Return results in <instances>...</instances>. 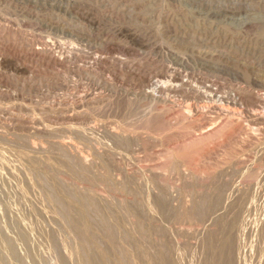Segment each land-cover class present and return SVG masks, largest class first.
Masks as SVG:
<instances>
[{"label":"rangeland","instance_id":"1","mask_svg":"<svg viewBox=\"0 0 264 264\" xmlns=\"http://www.w3.org/2000/svg\"><path fill=\"white\" fill-rule=\"evenodd\" d=\"M45 48L50 49L51 52H53L52 54L55 55L54 57L57 58L58 61L61 60L60 61V63L62 62L61 66L58 65V66L52 67V65L48 63V60H49L48 57L44 56V54L38 52V50L45 49ZM42 57H44V58H42ZM48 65H50V66H48ZM62 66H64V67H62ZM90 66H91V68H90ZM78 68L80 71L77 70ZM88 68H89V70H88ZM82 69L84 71L86 69L89 73L88 72L85 73L84 71L82 72L81 71ZM113 69H115V70H113ZM116 72H118L119 75L120 74L121 75L117 76L118 73H116ZM173 75H175V76L173 77ZM143 79H146L148 81L143 82ZM176 80H178V81L176 82ZM137 81H138V83H137ZM159 83H160V86H159ZM174 83H176V84L178 83V84L176 85ZM145 84H146V86H144ZM166 84H168V85H166ZM155 85H157V86L155 87ZM173 86H175V87H173ZM153 87H155V88H153ZM154 89L156 92L154 91ZM156 89L157 90L162 89V90L161 91L159 90V92H157ZM145 91L146 92L154 91V92H152L154 98L148 97L149 95L147 96L145 94L146 93ZM211 93H213V96ZM214 93H217V94H214ZM155 96H157L156 97L157 102L155 101ZM145 97H147V98L145 99ZM213 97H216V98H213ZM219 97H220V100L223 99L221 103H219L220 102ZM231 97H233V99ZM235 98H237V99H235ZM253 98L255 101H253ZM91 101H93V102H91ZM152 101H153V103H152ZM233 101H236V103ZM263 101H264V0H0V132H1L0 133V137H1L0 138V142H1L0 143V145H1L0 146V152H1L0 157L2 156L0 158V170L4 172V169L6 168L5 169V171H6L8 169L7 167H9V169L4 173L7 174L9 171V174H11L13 172V174H15L16 176H14L12 174L11 175L14 176L15 179L18 176V174L20 173L19 176L17 177L18 182H20L22 179L26 178L29 175L28 172L30 171V174L32 173L33 177H35V175H36L35 178H33L32 175H29V176L32 177V179H35V181L37 180L36 181L37 185L40 182V179H41V181H42V179H44L47 182L51 181V183H54V185L56 187L59 186L58 189L60 188L62 193H68V194H73V195L74 194L75 195H82V196L83 195L85 196V194H86L88 198H89L88 195L92 194V195H90V197L92 196V198H89V201H91V202L96 197V199H95L96 201L94 200L95 205L96 206L102 205L101 207L102 208L104 207V209H101V207H97L99 211L103 210V211H101L102 215L100 213L96 214L97 212L95 213L92 208H88V209H86L85 212H88L86 214H89L90 212H92V214L90 213L91 219L89 218L90 214L87 215L88 218L85 215V218H87L86 220H87L88 226L89 227L91 226V228L94 230L93 231V233H94L93 238L97 242L99 241L98 245L99 244L101 245V243H100L101 240H102L101 242H105V245H106L107 243H109L111 241V238H112V240L116 239V241L114 240L115 241L114 244H113L114 241H112L110 243V244H112V246L114 245L115 249L110 247V244H107L105 246V248H107L109 246L106 249L108 251L109 255L111 254L109 256V259H110L109 261H112L113 259L111 260V258L114 257V259H115L114 262H116V264H118V262H120V261H121V263H119V264H123V261H124L123 259H125V261H124L125 264H127V263L129 264L130 261H131L130 264H132L133 262H134L133 264H136L135 263L136 261L139 263V256L136 260L135 254H136V256L140 255V254L145 256V254H144L145 252H146V254L148 253L146 255V257L149 255L148 257L149 258L151 257L150 258L151 260L148 257H147V259H145L146 257L143 258V256L141 257V255H140V259H141V261H143L142 263L140 261L141 264H143L144 262H145L144 264H150V262L152 264L153 261H154L153 264H182V263L183 264H188V263L189 264H197V263L198 264H213L214 262H215L214 264H224V263L225 264H231V262H232V264H234V263L235 264H244V263L245 264H264V255H263L264 254V240H263L264 239V231H263L264 230V222H263L264 221V177H263L264 176V151H262V150H264V146H262L263 145L262 143L264 142V140H263V138H264V136H263L264 135V128H263L264 127V123H263L264 122V102ZM105 102H107V103H105ZM168 102H170V104ZM172 104H173V106H172ZM186 104H189L186 107L190 106L188 109L185 107ZM178 105H179V107H178ZM216 105L218 106V109H217ZM219 106H222L221 107L222 110L220 109L221 112L218 111L220 108ZM210 107H213L214 110ZM180 108L181 109L183 108V110H181ZM198 108H200V109H198ZM226 108L227 109L229 108V110L231 112L228 111V113H227ZM149 109H151V110H149ZM179 109L181 111H183V113L187 112V111L188 112L184 113L185 114L184 115L183 113H181V111ZM189 109H190V113H189ZM196 109L200 110L201 113L199 111H197L199 113L198 114L196 112ZM201 109L204 110V113H202L203 111ZM193 110H195V111H193ZM205 110H207L208 112ZM234 110L236 112H239V113H236ZM216 111H217V113H216ZM115 112H116V114H115ZM229 112L231 114H229ZM232 112L235 113L236 115L233 114ZM152 113H153L155 118H152L153 117ZM192 113L195 115L193 116ZM128 114H129V116H128ZM177 114H179V115H177ZM180 114H182L183 117H182V115L180 116ZM187 114H188V116H187ZM66 115H67V117H66ZM72 115H74V116H72ZM220 115L224 116L225 119H224V117L222 119ZM145 116H147V117H145ZM158 116H161V117H158ZM192 116L195 118H193ZM213 116H215V117H213ZM218 116L221 119H218ZM122 118L125 119L126 121L123 120ZM160 118H161V120H160ZM163 118H165V119H163ZM137 119H138V121H137ZM227 119L229 120V122ZM236 119H239V121L240 120L241 121L236 122V121H238ZM250 119L252 122L249 121ZM253 119H254V121H253ZM257 119H260V120L262 119V121H259ZM152 120H154V121H152ZM178 120H180L181 123ZM206 120H208V121H206ZM223 120H225V121L223 122ZM244 120H245V122H244ZM156 121H158V122H156ZM255 121H257V122L259 121V122L257 123ZM64 122H65V124H64ZM68 122H70V123H68ZM161 122H163V123H161ZM207 122H211L212 123L211 125L214 127H212L211 125L209 126L210 123L207 124ZM213 122H214V124H213ZM216 122H217V124H216ZM234 122H236V124H233ZM241 122H242V124H241ZM90 123L93 124L92 125L93 130H94V133H92V134H94L93 136L88 131V129L92 127L91 125H89ZM106 123H107V126H106ZM155 123H157L158 125ZM226 123H227V125L228 124H230V125L227 126ZM248 123H250V125ZM251 123H253L252 124L253 126L251 125ZM24 125H25V127H24ZM95 125H96V128H95ZM100 125H102V126L105 125V126L102 127ZM111 125H113V126H111ZM207 125L210 128L205 127ZM234 125L238 126V127H234ZM70 126H73L74 128L70 127ZM79 126L83 127V129L81 127L82 131H80ZM116 126H118L119 128ZM121 126H123L122 127L123 129L121 128ZM230 126L234 127V129H231ZM255 126H257L258 128H256ZM85 127H86V129H85ZM97 127H100V128H97ZM105 127L107 129H105ZM202 127H204V129ZM248 127H250V128H248ZM64 128H65V131L67 130L66 132L69 134L65 133L64 131H61ZM70 128H72V129H70ZM110 128L112 131H114V130H115V132L119 131L118 133L121 132L123 134V137L125 140V143H123L124 145L122 143H119L120 140L116 139V141H115V140H113V139H115L114 137L111 139L112 136H108V135L106 136L107 130H108L107 134H109V131H111ZM157 128H158V130H156ZM252 128L256 129V132H258L257 135L260 132L258 137L256 136L255 129L253 130ZM229 129H231V130L229 131ZM250 129H251V132H254V133L249 132ZM262 129H263V132L261 131ZM76 130L78 131V133H76L77 132ZM116 130H118V131H116ZM49 131H50V133H49ZM53 131L56 133V136H57V132H58L59 137H55L54 136L55 134H53L54 133ZM73 131H75V132H73ZM83 131H85V132H83ZM172 131L174 132V134ZM175 131H176V133H175ZM70 132L73 135H71ZM127 132L129 133L128 137L126 136ZM63 133H64V135H62ZM220 133H222V134H220ZM248 133H249L250 137L248 136V138H247ZM250 133L255 135V136H253V135L251 136ZM3 134H6V135H3ZM7 134H9V135H7ZM52 134H53V136H52ZM78 134H79V137H78ZM80 134H81V136L86 134L85 135L86 139L83 138L84 140H82V138L80 137ZM188 134H192V135L188 136ZM66 135H67V137H66ZM129 135H131V136H129ZM4 136L6 137V139ZM125 136H126V138H125ZM138 136H139V138H138ZM174 136H176V137L174 138ZM19 137L26 140V141L20 139ZM49 137H51V138H49ZM60 137H62V138L60 139ZM69 137L71 139V143L73 145H75V147H77V149L79 148L78 149L79 152L83 148L82 150L85 154L83 152H82V154L85 156L86 162H89V158H91V155H92L93 158L90 159V162L88 164L92 165L93 167L89 166L87 163H86L87 165L85 164L86 165L85 166L80 161L78 162L77 158L74 155H72L73 153L71 154V156L72 157L74 156L75 158H72L70 156V152L67 149H66L67 151L59 149L57 144L60 142H65V141L66 142L69 141V143H70V140H68ZM71 137H73V138H71ZM57 138L60 139L59 142H58ZM74 138H76L79 141V143ZM107 138L110 142H107L108 141ZM2 139H4V141ZM52 139H53V141H51ZM73 139H74V142H72ZM88 139L89 140L91 139L90 142ZM131 139L135 144L130 141ZM137 139H139V140H137ZM175 139L177 140L176 142H174ZM198 139H200V140H198ZM248 139H249V141H248ZM258 139H260V141H258ZM154 140H155V142H154ZM80 141H82V142H80ZM95 141L99 142L100 144L99 143L96 144ZM189 141H190V143H189ZM195 141H196V143H195ZM250 141H252V142H250ZM22 142H25V143H22ZM26 142L31 143V145L35 144L34 149H36V150L33 149V151H31V150L29 151V148H28L29 143H26ZM36 142L38 144H36ZM45 142L47 143L48 149H46ZM85 142H87V143L85 144ZM91 142H93L96 145L95 146H94V144L91 145L92 144ZM122 142H124V141H122ZM129 142H130L131 146H132V143L134 146L130 147ZM172 142H174L175 144ZM179 142L181 145L179 144ZM13 143H15V144H13ZM156 143H157V145H156ZM184 143L186 145H184ZM78 144L81 147H78L79 146ZM82 144L84 145V147L86 145L85 148H86V150H88V152L84 149ZM19 145L20 146L22 145V147H20ZM23 145H24V147L25 146L26 147L24 148ZM42 145L44 146V148H41V147H43ZM49 145H51L50 148L57 147L54 149V151L57 149V152L55 151L56 153L55 152L52 153L53 148L50 149ZM127 145H128V148H130L129 151L131 150L130 152L133 154H130L129 151H128L129 153L127 152V150H128L127 147L126 148L124 147ZM187 145L188 146L190 145V146L187 147ZM224 145L226 147L227 146H230V147H228V149L227 148L225 149ZM259 145H260V147H259ZM39 146H40V149H43L44 153L40 149H38V151H37V147L39 148ZM89 146H90V148H89ZM92 146H93V149L95 148L94 150H92ZM96 147H98L99 151ZM114 147H116V148H114ZM133 147H135V149ZM19 148H21V149L24 148V149L19 150ZM132 148H133V150H132ZM173 148H175V149H173ZM10 149H12V150L10 151ZM89 149L92 153L95 151L94 153H96V154H94V153L93 154L96 156H93V154L89 151ZM110 149L111 150L113 149V150L111 151ZM115 149L116 150L120 149V150L116 151ZM176 149L179 150V152H177ZM45 150H49L51 152L49 153V151H45ZM59 150L61 152L64 151V154L67 152L65 154L66 157L59 158L60 154H61V152ZM103 150H105L106 152ZM138 150H140V151H138ZM17 151H19V152H17ZM121 151H122V153H121ZM4 152H6L7 154H5ZM16 152L18 154H16ZM134 152H135V154H134ZM190 152H192V153L190 154ZM214 152H216V153H214ZM22 153H24V154H22ZM37 153L38 154L41 153V154L38 155ZM88 153L90 154V157H88L89 156ZM103 153L104 154L109 153L110 155L105 154V157H106L105 158ZM119 153H121V154H119ZM14 154H16L18 156L14 155ZM27 154H29L30 156H32V158H34L33 160L35 161V163H38V165H39V163L41 162V164L43 166L39 165V166H41V167H39L40 168L39 169L38 165L35 163H32L31 161L27 162V160H26V162H22V158H23V161H25L24 158H25V156L26 157L28 156ZM53 154H55L59 157L56 158L57 156H52ZM64 154H61V156H63ZM67 154H69V155L67 156ZM23 155H24V157H22ZM113 155H115V156H113ZM118 155H119V157H117ZM120 155H122L123 157ZM133 155L134 156L137 155V156L134 157ZM51 156L55 159V161H54V159L52 158L53 162L56 163V165L58 164L59 167L56 165H52L53 162H52V160H50ZM97 156H99V158H97ZM109 156H110V158H109ZM10 157L11 158L16 157V158L9 159ZM18 157H19V159L21 158V161L18 160ZM35 157H38L37 161L35 160ZM67 157H68V159H67ZM125 157H127V158H125ZM3 158L6 160H3ZM47 158H49V159H47ZM70 158H72V160ZM94 158L95 159H101V160H95ZM123 158L125 160H122ZM137 158H139V159H137ZM257 158H258V160H257ZM69 159L71 161L70 165H68L69 163L67 162ZM103 159L106 161V165L104 164L105 161ZM108 159H110V160H108ZM111 159H112V163H111ZM164 159L167 161L165 162ZM229 160H231V161H229ZM250 160H251L252 164H251ZM10 161H11V163H10ZM62 161L65 162L66 166L67 165L69 166V168H70L69 170H67L68 166L66 167L64 162H62ZM72 161H74V164H75V165L73 164V167H71L72 166L71 163H73ZM91 161L92 162L95 161L94 162L95 164L92 163ZM102 161H104V162H102ZM214 161H215V163H214ZM16 162L17 163L19 162V164L20 163H23V164L27 163L28 165H31L32 169L29 166L26 167L25 165H27V164L22 165V166L26 167V168H24L21 166V164L18 165ZM100 162H102L103 164L101 165ZM225 162H226V164H225ZM7 163H10V164H7ZM29 163H32V164H29ZM47 163H48V165H47ZM182 163H184V164H182ZM234 163H236V164H234ZM3 164H4V167H3ZM33 164H35L36 166ZM78 164H80L82 166L83 170H84V168H86L85 169L86 174L85 173L81 174V172L83 173V170L81 169V166ZM116 164H117V166H116ZM1 165H2L3 170L1 168ZM12 165H14L17 168V171H15L16 168L14 166L12 167ZM45 165L48 166L47 168H49V170L46 168ZM62 165H63L64 169H62ZM76 165H78V167L80 166L79 169ZM104 165H105V167H104ZM49 166H51V167H49ZM74 166H75V168H74ZM87 166L92 167L93 169L89 168ZM160 166H161V168H160ZM55 167H56L55 170H57L58 172H56L54 170ZM96 167H97V169H99V167H101L100 168L101 172L99 170H98V172L100 173V175L102 177L100 175H98L99 174L98 172H94L95 170H97ZM106 167L108 169L110 167V170H107ZM111 167H112V169H111ZM198 167H200V168H198ZM10 168H11V170H10ZM13 168H15V169L13 170ZM27 168H29L30 170L28 171ZM36 168H37V170H36ZM76 168H77V171H76ZM94 168H95V170H94ZM44 169L46 171V174H48V171H49L48 175L45 174ZM51 169L54 170V171H51V174L52 175L54 174L55 177L56 176L59 177V178H55L56 180H53L54 176L52 177V175L50 174ZM61 169H62V171H61ZM181 169L183 172L181 171ZM33 170H35L34 172H36V173H33ZM65 170H66V172H65ZM88 170H90V172ZM92 170H94V171H92ZM102 170L104 172L107 171V173L104 174V172ZM157 170H158V172H157ZM211 170H212V172H211ZM1 171H0V177H2V179H0L1 180L0 181V190H3V189L6 190L8 187L7 191L10 192V190H11L13 192L12 188H14V187L16 188L17 185L18 186L16 189H14V192L20 191L19 188H21L23 190V191L21 190L19 192L21 195L16 194L19 196V198H18V196L17 197L14 196L15 195L14 192L13 193L10 192V193H12V195H11V194H8L7 191H5L4 192L5 196L7 198H10L11 200L7 199V198H3V197H5L4 194H2L3 192L1 193L3 196L0 194V197L3 198V199H0V201L2 200V202L5 204H10V203L12 204L11 206H9V205L5 206V204H4V206H5V207L3 206L4 211L6 212L5 209H8V208L9 209L11 208L12 210H14V212L12 210H10V212L7 211L9 213L12 212V215L11 214H10L11 216L7 215L11 219L7 218L5 215V217L7 219L5 221V217H3V216H4V214H7V212L3 213L4 212L3 208H1L3 203L0 202L1 203L0 204V209H1L0 213L1 212L3 213V214L2 213L0 214V216H2V220H0V223H1L0 228L2 227L1 230L4 229L3 232H5V230L8 228L7 231L9 230L8 232L12 233V234H9L8 232L2 233L1 230H0V233L2 235L4 234L3 237H6V238H8V236L12 237V238H10V240L11 239L13 240L11 242H13L12 244L14 245L15 250H17L16 251L17 255L19 254L18 257L22 256L24 258L25 257L28 258L30 255L36 256L35 253L37 254V252H35V251L39 250L40 253L38 252V254L36 256L37 260H39L41 258V256L43 259L47 255L48 256L44 260L40 259L39 261H37L38 262L37 264H40V263L41 264L42 263L43 264L44 263H46V264H49V263L50 264H55V263L59 264V262L57 261L58 259H56L57 255H56V253L55 254L53 253L54 251L51 248L52 247V245H51L52 240L51 239L53 238L51 235H52V233L56 232L55 233L56 235L55 234H53V235L55 236V238L59 235L58 238H56L57 241L60 240L59 242H64V241L68 242V243L64 242V247H65V249L67 248L66 249L67 253L72 252L71 254L74 258L75 256L73 253V251H74L73 249L75 246L72 249V246H70V244H72V243H75L72 245L78 244L76 239L73 240L74 238H76V236H73L74 234H72L66 228L65 223H63V222H62L63 224L59 223L61 221L60 219H62V221H64V219L60 216L59 217L57 216V215H61V212L58 209V207L56 206L57 207L56 208L55 205H53L50 202H49L50 203V205H49L47 203L48 201L47 202L42 201V200H45V201L47 200L45 197L46 191L43 190L44 189L43 183L40 182L39 185H41V186L39 187V185L37 186L35 184L34 180H32L30 177H27L26 180L24 179L23 182L21 181L22 183H24L21 185V182L18 183L17 179L15 180L14 178H10L12 176L9 174H7V176L9 175L10 177L8 176L9 179H7V176L5 174H3V172L1 173ZM10 171H11V173H10ZM22 171L24 172V174L22 173ZM25 171L27 173V176H25ZM37 171H39L41 173V177H39L40 175ZM69 171H72L70 178H69V174H70ZM75 171L76 172L79 171V174H76ZM108 171H110L111 178H113L114 180H111L110 174L107 176V174L109 173ZM54 172L56 173V175ZM111 172H113V174ZM66 173H67V176H66ZM42 174L43 175L45 174L46 177L44 175V178H43ZM72 174L74 176L76 174L77 176L79 175L81 177L86 175L85 179H87L89 176L90 179H88V180H90V182H91V180H93L95 183H97L96 188H94L95 183L93 181L90 183L87 180L88 184L85 185L87 182H85L86 180L84 179V177L82 179H80V178H78L79 176L78 177L75 176V177H77L76 178L77 180L76 179L74 180L75 177L72 176ZM170 174H171V176H170ZM22 176H23V178H22ZM47 176H48V178H47ZM92 176L94 178H95V176H96V178L97 177L98 178L97 179L95 178V180H94V178H92ZM112 176H114V177H112ZM229 176H231V177H229ZM50 177H51V179H50ZM99 177L102 178L103 181L106 180L105 177H108L109 183L111 182L110 184H111V187H113V188H110V186H109L110 184L107 182V180H106V182L104 181L105 183L103 181L101 182ZM139 177H141V178H139ZM171 177L172 178L174 177L175 179H172ZM205 177H206V179H205ZM124 178H125V180H123ZM156 178H159V179H156ZM4 179L8 180V181L10 180V182L13 181L14 187H12L13 186L12 183L7 182V181L2 183L4 181ZM118 179L121 181V183ZM79 180H81V181L84 180L82 182H85V183H83V185H82L81 181H79ZM97 180H99L100 183H98ZM252 180H253V182H252ZM14 181H16L17 184H15ZM24 181H27V182H24ZM54 181H56V183ZM58 181L59 182L64 181L66 183V185L64 182H62V183L60 182L61 184L57 183ZM152 181H154V182L152 183ZM6 182L10 183L11 186H10V184H6ZM33 182L35 185L33 184ZM69 182L70 183L72 182L73 184L71 183V185H74V187L71 186V188H69L70 187ZM114 182H115V184L117 183V185L113 184ZM122 182L125 186L122 185ZM26 183L28 185H26ZM257 183H259V184H257ZM5 184H6V186L4 187ZM58 184H60V185H58ZM62 184H64L65 186ZM90 184L92 185V187L94 186L93 189H91L92 187L91 188L89 187ZM99 184H100V186H98ZM118 184H120V186H122V187L124 186L123 190H122V188L119 189L120 186ZM128 184H129V186H127ZM133 184L135 187L132 186ZM186 184L188 187H186ZM218 184H220V185H218ZM23 185L28 186L30 189L26 186H23ZM101 185L102 186L104 185V188L101 187ZM114 185L117 186V188L114 187ZM198 185H200V186H198ZM235 185H237V186H235ZM20 186H22V187H20ZM33 186H34V188H33ZM66 186H68V187H66ZM10 187H12V188H10ZM37 187H39V188H37ZM75 187H76V189H75ZM79 187L82 188L81 191H79L80 190ZM142 187H144V188H142ZM9 188H10V190H9ZM41 188H42V190H41L42 192L39 190L40 191V193H39V191H37V189H41ZM72 188L75 192L77 190V192L71 193ZM135 188H139V189H135ZM189 188H190V190H189ZM26 189H28V190L26 191ZM68 189H70V191ZM89 189H90V191H89ZM100 189H102L103 192H105V193H103L102 190L100 191ZM104 189L107 190L108 193H107V191H104ZM125 189H126V191H125ZM132 189H133V191H131ZM152 189H154V190H152ZM82 190H84L85 194L84 193L82 194V192H83ZM110 190H111L112 194L110 193ZM134 190L135 191L137 190V191L134 192ZM143 190H144V192H143ZM150 190H152L153 193L155 192L154 194L152 193V195H153L152 197L150 196V199L153 198V199H151L153 202L152 201L151 202L153 204H155V206L154 205L152 206L150 199L147 198V197H149V195H151V193H149V192H152V191H150ZM139 191H141V194ZM163 191H165V192H163ZM199 191H200V193H199ZM202 191H203V193H202ZM37 192H38V195L35 194ZM78 192H81V193L79 194ZM99 192H101V193H99ZM132 192H134V193H132ZM145 192L147 194L146 195L144 194V196H143V193H145ZM238 192L240 193V195ZM23 193H24V195H23ZM136 193H138V195H140V197H142V199L143 198L145 199V204H144V199L143 200L140 199L139 196L137 199ZM178 193H179V195H178ZM212 193L215 195H213ZM41 194H43L44 197L41 196ZM9 195H11V196L9 197ZM133 195L135 196L136 199L134 198ZM198 195H199V197H198ZM210 195H212V196H210ZM12 196H13V198H11ZM20 196H24V197H20ZM37 196H39L40 198ZM97 196H100V197H97ZM107 196H109V197L107 198ZM221 196H223V197H221ZM154 197H156L157 200ZM175 197H177V198H175ZM243 197H244V199H242ZM245 197H246L247 201L244 202ZM17 198L18 199L24 198L23 199L24 201L26 200L25 198H27V200L25 202L26 204H22V203H24V201L22 199H21L22 202H21V200L20 201L16 200ZM31 198H33V199H31ZM98 198H101V199H98ZM4 199L5 200L7 199L8 201L6 200V202H4ZM28 199H30V200L28 201ZM154 199H155V201H158V202L154 203L155 202ZM248 199H249V201H248ZM103 200H106V202H107V205H106L107 209L110 208L109 210H107V212L105 210L106 202ZM110 200H112L114 203L117 202V205L115 203L116 207L114 206V203L112 201H111L112 203L110 202ZM138 200L142 201V203L141 202H139V203L142 204L143 207H140L141 205L139 203H138V205H136ZM9 201H12V202L9 203ZM14 201L16 204H14ZM17 201H19L18 202L19 205H17ZM99 201H100V203H98ZM209 201L211 204L209 203ZM212 201L214 203L216 202V204H214ZM221 201H223V202H221ZM239 201H240V203H239ZM31 202H32V204H31ZM122 202L124 204L126 203L128 206L124 205ZM182 202H184V203L182 204ZM243 202H244V205L242 204ZM20 203L22 204V206L24 205L23 207L25 209L23 208V210H22V206H20ZM120 203H122L123 206L120 205ZM208 203H209V205H208ZM230 203H232V204H230ZM33 204H34V207H36L35 204H40L42 206L34 208ZM45 204H47L51 207H48ZM103 204H104V206H103ZM146 204L148 205V207H146L147 206ZM157 204L161 209L158 207L156 210ZM162 204H163V206H162ZM167 204H168V206H167ZM205 204H206V206H209V208L205 207ZM13 205H14V207H13ZM119 205H120V207H119ZM150 205H151V207H150ZM173 205L174 206L176 205V206L173 207ZM220 205H221V207H220ZM37 206H39V205H37ZM44 206H45V209H44ZM121 206L125 209L122 210ZM130 206L132 207V211L130 209L131 208ZM180 206H182V208ZM20 207H21V209H20ZM31 207H33V208H31ZM18 208H19V210H18ZM39 208H40V210L37 211ZM46 208L48 209V211ZM49 208H50V210H49ZM51 208L54 209V211H55L54 213L56 215H54L53 212H51L52 211ZM211 208H214V209H211ZM29 209H31V210H29ZM56 209L59 211H57ZM128 209H130V210H128ZM144 209L147 210L146 213H148V214H145ZM159 209H160V211H159ZM219 209L222 212H220ZM24 210H25V212L26 211L28 212V213L26 212L27 215L25 212H23L25 214L21 213ZM104 210L106 213L104 212ZM124 210H128V213H126L127 211H124ZM149 210H151L152 212ZM19 211H20V213H19ZM33 211H35V213ZM109 211L110 212L112 211L113 213L111 212L112 214H110ZM158 211H159V213H157ZM40 212L45 214L46 218ZM45 212H47L48 214H46ZM57 212L58 213L60 212V214H58ZM136 212L142 216L136 215L137 214ZM38 213H39V215H38ZM151 213L153 215L155 213H157V215H156L157 218L155 215L153 216ZM18 214H20V215H18ZM49 214H51V215H49ZM95 214L97 216L101 215L100 217H103V219L105 218V220L100 219V217H98V219H97L96 218L97 216ZM130 214H133L134 216L130 215ZM21 215L23 216L22 219H21V217H22ZM32 215H36L37 216L36 219H38V221L41 219V217L43 215V219L40 220L41 224H38L39 222L37 220H35V223L37 222V224H34V226H33L32 223H34V220H32V219H34V218L28 217V216H32ZM40 215H41V217H39ZM113 215L115 216V218H112V217H114ZM116 215H118V216H116ZM14 216H15V218H14ZM18 216H19V219L23 220L22 221L23 223H21V222H20L21 224L19 223V219H17ZM108 216H110V217H108ZM131 216L134 217L135 219L132 218ZM137 216H138V218H137ZM143 216H145V220H142V219H144ZM25 217L26 218L28 217L29 218L28 221H30L31 223H29L27 221V219L25 220L24 219ZM33 217H35V216H33ZM54 217H56V219ZM106 217H107V219L109 218L108 219L109 221H107ZM127 217L130 218V220H128ZM141 217H143V218L141 219ZM146 217H149L150 220L147 219ZM153 217H155V218H153ZM13 218L15 220H17V222ZM44 218H45V220L47 219L46 220L47 222H45ZM94 218H96L97 220H95ZM3 219H4V221H3ZM51 219H53L55 221L58 220V222H55L52 220V222L56 223V225L51 222ZM116 219H117V222L115 221ZM136 219H137V221H136ZM198 219H199V221H198ZM9 220L11 222L10 225H9V222H7ZM92 220H95L97 222L96 223H95V221L92 222ZM99 220H100V222H99ZM110 220H111V223L113 222L112 224L110 223ZM113 220L115 221V223ZM140 220H142V221L139 222ZM181 220H183V221L180 222ZM196 220H197V222H196ZM90 221H91V223H90ZM203 221H205V222H203ZM4 222H6V223H4ZM48 222H49V224H47ZM129 222H131V223H129ZM135 222H136V224H135ZM13 223H15L16 226H12V225H14ZM17 223H18V225H17ZM25 223H28V225L30 224L31 226L30 225L29 226L31 228H28L29 226ZM42 223H44L45 225L43 226ZM183 223H184L185 227L182 226ZM188 223H190V224H188ZM197 223H199V225ZM57 224H60V225L58 226ZM105 224H107V226L109 225L108 226L109 229H110V227L111 228L115 227L114 228L115 230L113 229L115 232H113L112 229H110V231L112 230L110 232L108 230V227ZM141 224L143 226H141ZM5 225H6V228H5ZM24 225H25V227H24ZM35 225H36V227H35ZM100 225L101 226L103 225V226L101 227ZM115 225L116 226L118 225L117 229H116ZM128 225L130 226V228L128 227ZM9 226H12V229L15 227L14 228L15 231L13 230L14 232L13 231L11 232L9 229L11 227H9ZM18 226H20V227H18ZM45 226H46V228H45ZM50 226H53V227H50ZM234 226H236L238 228V230ZM23 227H24V231H23ZM33 227H35L34 229L37 228V230L39 227H41V229L45 228L44 230L42 229V232L43 231L46 232V233L43 232L45 235L42 232L40 233V231H41L40 228H39V231L37 232V230H32ZM47 227H49V228L47 229ZM58 227H59V229H58ZM63 227H65L66 229H64ZM105 227H107L108 231L106 229H104ZM149 227H150V229H149ZM17 228H20V229H17ZM25 228H27V230ZM61 228H63L64 231L65 230L69 231L71 234L69 232L65 231V233L68 234V235H66ZM137 228H138V230H137ZM60 229H61V231H60ZM101 229H104L105 231L101 230ZM121 229L125 230L126 233L129 232V233H127V236L130 234L128 236V238H127V236L125 238H123L126 234L124 233L125 231L122 232ZM155 229L156 230L158 229V230L156 231ZM161 229H162V231H161ZM191 229H192V231H191ZM199 229H201V230H199ZM18 230L23 231V232L21 231L20 233L25 232V234H26L25 238L30 234L29 235L30 239L29 238L28 239L31 240V238H32V240L29 241L27 238H26L27 240H23L21 238V234L19 233ZM49 230H51V231H49ZM52 230H53V232H52ZM116 230H118V231H116ZM223 230H224V232H223ZM236 230H237V232H236ZM27 231L29 234L26 233ZM57 231H59L61 233H58ZM142 231H143V234H142ZM155 231L157 232V234ZM196 231L198 233H196ZM62 232H63V234H65V236L62 234ZM16 233L18 236H20L19 237L20 239L17 238V236L14 237L16 235ZM31 233H34L35 237H34V235L32 237ZM111 233H114L116 236L112 235ZM6 234L7 235L9 234V235L7 236ZM119 234L121 235V237ZM123 234H124V236H122ZM171 234L172 235L174 234V235L172 236ZM223 234H224V236H223ZM244 234H246V235H244ZM95 235H96V237H95ZM108 235L110 237L111 236L112 237L110 238ZM238 235H240V239H239ZM42 236L46 237V239H45L47 241L46 243H45V240H43L44 238L42 239ZM66 236H68L70 241H68V238H66ZM157 236H160V237H157ZM60 237H61V239H59ZM71 237L72 238L74 237V238L72 239ZM129 237H131V238L129 239ZM136 237H138V238H136ZM197 237H199V238H197ZM220 237H221V239H220ZM108 238H110V239H108ZM126 238L128 240H130V242L129 241L124 242V241H126V240H124ZM156 238L157 239L160 238V239L157 240ZM176 238H178V239H176ZM39 239L43 240L45 244L43 243V241H41L43 244L41 242H39L40 241ZM62 239H63V241H61ZM97 239H100V240H97ZM143 239H144V241H143ZM146 239H148V240L146 241ZM210 239L212 241H210ZM35 240H37L41 246L42 245H44V246L41 247L40 245H38V242L34 243ZM159 240H161V241H159ZM204 240H205V242H204ZM27 241H29V242H27ZM106 241H108V242H106ZM117 241H119L118 244H116ZM131 241L133 242V244ZM260 241H261V243H260ZM19 242L22 244V246ZM23 242L26 243L24 246H23ZM122 242H123V244H122ZM15 243H17L16 246L18 245L19 248H18V246L17 247L15 246ZM28 243L31 246L34 245V247L35 246L36 247L34 248L32 246V248H30V246H29L28 250L23 249V248H25V246ZM155 243L156 244L158 243V244L156 245ZM102 244H104V243H102ZM119 244H120V246H118ZM148 244L150 245L149 247L147 246ZM222 244H223V246H222ZM257 244H259V247H257L258 246ZM260 244H262V245H260ZM49 245H51V246H49ZM101 246L103 247L104 245H101ZM135 246H136L137 250H136V248L133 249V247H135ZM153 246H155V248ZM164 246H166V247H164ZM183 246H185L186 248ZM37 247L38 248L40 247V248L38 249ZM43 247H46V249ZM116 247H118V248H116ZM122 247H124L125 249L124 248L122 249ZM142 247H144V248H142ZM26 248H27V246H26ZM119 248H121V249H119ZM68 249H69V252H68ZM182 249H184V250H182ZM224 249H226V250H224ZM25 250H27L28 253ZM109 250L110 251L116 250L119 253L118 256H119L120 260L119 259H118L119 261L117 260V258H118L117 252H115L116 253L115 254V253H113L114 251L111 253ZM120 250L121 251L124 250L122 252V254H120L121 253ZM128 250L130 252L132 250L133 253L132 252L131 253L134 256L131 253L130 254L132 256L129 253H127V252H129ZM135 250L136 251L139 250L140 254H138V252H136ZM140 250L142 252L143 251H145V252L142 254L140 252ZM190 250H191V253H190ZM22 251H24V252L22 253ZM32 251L35 253L33 254ZM50 251H53L52 252L53 254L52 253L49 254ZM172 251H173V253H172ZM257 251H259V252H257ZM124 252H126V253H124ZM151 252H152V254H151ZM24 253H27V254H24ZM197 253H199V254H197ZM237 253L239 254V256ZM51 254H52V256H51ZM114 254H115L116 258L114 256ZM159 254H160V256H159ZM245 254L246 255L248 254L247 256H249V257H247ZM120 255H121V257H120ZM123 255H125V256H123ZM127 255H129V256H127ZM171 255H172V257H171ZM174 255H176V256H174ZM50 256H51V258H50ZM167 256H169V257H167ZM198 256H199V258H198ZM22 257H19V258L21 259ZM53 257H54L53 260H55L54 262L52 260ZM128 257H130V258H128ZM131 257L132 258L135 257V258L132 259ZM24 258H22L21 261ZM48 258H49L50 262L47 260ZM75 258H74L75 260H77V259L79 260V258H80L79 261L77 260L78 263L75 260L73 261V259H72V262H70L69 264H73L74 262H76L74 264H80L82 262L86 263V262H84L85 260H82V259H84L82 256L81 257H75ZM142 258L145 259V261ZM162 258L163 259L165 258V260H163ZM32 259H33L32 256H30V259L28 258V260H31L33 262L28 261L25 258L26 262H23V263L28 264V262H29V264H31V263L33 264L34 261H36V260H32ZM127 259L129 260V262ZM230 259H233L234 261L230 260ZM252 259L254 260V262ZM46 260H47V262H46ZM156 260H157V262H155ZM236 260H238V262H236ZM146 261H148V262L146 263ZM208 261H210L211 263ZM161 262H163V263H161ZM34 264H36V262Z\"/></svg>","mask_w":264,"mask_h":264},{"label":"bare ground","instance_id":"2","mask_svg":"<svg viewBox=\"0 0 264 264\" xmlns=\"http://www.w3.org/2000/svg\"><path fill=\"white\" fill-rule=\"evenodd\" d=\"M30 46H31V45H30ZM29 48H30V47H29ZM38 48H39V47H38ZM73 49H74V48H73ZM35 50H36V49H35ZM37 50H38V49H37ZM70 50H71V49H70ZM33 52H34V51H33ZM38 52H39V53H42V54H44V56H47V57H48V59H49V60H48V63L51 64L52 67H53V66L55 67V66H58V65L61 66V63H62V62L60 63L61 60L58 61V59L54 57L55 55L52 54L53 52H51L50 49H46V48H45V49H40V50H38ZM39 53H38V54H39ZM36 54H37V53H36ZM42 54H41V55H42ZM42 58H44V57H42ZM45 58H46V57H45ZM61 59H62V58H61ZM68 59H69V58H68ZM97 61H98V60H97ZM64 62H65V61H64ZM99 62H100V61H99ZM101 63H102V62H101ZM68 64H69V63H68ZM98 64H99V63H98ZM98 64H97V65H98ZM102 64H103V63H102ZM71 65H72V64H71ZM120 65H121V64H120ZM48 66H50V65H48ZM100 66H101V65H100ZM103 66H104V65H103ZM122 66H123V65H122ZM62 67H64V66H62ZM62 67H61V68H62ZM50 68H51V67H50ZM50 68H49V69H50ZM65 68H66V67H65ZM73 68H74V67H73ZM90 68H91V66H90ZM112 68H113V67H112ZM120 68H121V67H120ZM19 69H20V68H19ZM53 69H54V68H53ZM69 69H70V68H69ZM103 69H104V68H103ZM70 70H71V69H70ZM77 70L80 71L79 68H78ZM88 70H89V68H88ZM91 70H92V69H91ZM113 70H115V69H113ZM161 70H162V69H161ZM68 71H69V70H68ZM81 71L83 72L84 70L82 69ZM117 71H118V70H117ZM60 72H61V71H60ZM64 72H65V71H64ZM66 72H67V71H66ZM84 72L86 73V72H88V71L85 69ZM178 72H179V71H178ZM48 73H49V72H48ZM51 73H52V72H51ZM79 73H80V72H79ZM88 73H89V72H88ZM116 73H118V72H116ZM120 73H121V72H120ZM127 73H128V72H127ZM166 73H167V72H166ZM57 74H58V73H57ZM62 74H63V73H62ZM83 74H84V73H83ZM133 74H134V73H133ZM133 74H132V75H133ZM176 74H177V73H176ZM48 75H49V74H48ZM54 75H55V74H54ZM54 75H53V76H54ZM118 75H119V73L117 74V76H118ZM120 75H121V74H120ZM120 75H119V76H120ZM174 76H175V75H173V77H174ZM179 76H180V75H179ZM95 77H96V76H95ZM133 77H134V76H133ZM136 77H137V76H136ZM141 77H142V76H141ZM177 77H178V76H177ZM177 77H176V78H177ZM87 78H88V77H87ZM139 78H140V77H139ZM91 79H92V78H91ZM133 79H134V78H133ZM137 79H138V78H137ZM149 79H150V78H149ZM173 79H174V78H173ZM173 79H172V80H173ZM138 80H139V79H138ZM168 80H169V79H168ZM189 80H190V79H189ZM140 81H141V80H140ZM144 81H148V80L143 79V82H144ZM177 81H178V80H176V82H177ZM183 81H184V80H183ZM143 82H142V83H143ZM166 82H167V81H166ZM172 82H173V81H172ZM179 82H180V81H179ZM137 83H138V81H137ZM152 83H153V82H152ZM155 83H156V82H155ZM174 84H176V83H174ZM177 84H178V83H177ZM177 84H176V85H177ZM151 85H152V84H151ZM157 85H158V84H157ZM157 85H155V87H156ZM161 85H162V84H161ZM166 85H168V84H166ZM144 86H146V84H145ZM152 86H153V85H152ZM159 86H160V83H159ZM150 87H151V86H150ZM155 87H153V88H155ZM161 87H162V86H161ZM161 87H160V88H161ZM164 87H165V86H164ZM173 87H175V86H173ZM157 88H158V87H157ZM165 88H166V87H165ZM171 88H172V87H171ZM195 88H196V87H195ZM138 89H139V88H138ZM149 89H150V88H149ZM151 89H152V88H151ZM156 90H157V89H156ZM159 90H160V89H159ZM159 90H157V92H159ZM161 90H162V89H161ZM161 90H160V91H161ZM191 90H192V89H191ZM193 90H194V89H193ZM200 90H201V89H200ZM208 90H209V89H208ZM154 91H155V89H154ZM154 91H151V92H150V91H148V92L145 91V92H146L145 94H146L147 96L149 95L148 97L154 98V97H153V94H152V92H154ZM173 91H174V90H173ZM198 91H199V90H198ZM211 91H212V90H211ZM214 91H215V90H214ZM155 92H156V91H155ZM165 92H166V91H165ZM183 92H184V91H183ZM193 92H194V91H193ZM196 92H197V91H196ZM208 92H209V91H208ZM215 92H216V91H215ZM168 93H169V92H168ZM154 94H155V93H154ZM156 94H157V93H156ZM211 94H212V96H213V93H211ZM214 94H217V93H214ZM219 94H220V93H219ZM169 95H170V94H169ZM204 95H205V94H204ZM204 95H203V96H204ZM161 96H162V95H161ZM164 96H165V95H164ZM226 96H227V95H226ZM237 96H238V95H237ZM134 97H135V96H134ZM156 97H157V96H155V101H156ZM190 97H191V96H190ZM204 97H205V96H204ZM99 98H100V97H99ZM146 98H147V97H145V99H146ZM151 98H150V99H151ZM158 98H159V97H158ZM158 98H157V99H158ZM165 98H166V97H165ZM206 98H207V97H206ZM210 98H211V97H210ZM213 98H216V97H213ZM223 98H224V97H223ZM231 98L233 99V97H231ZM255 98H256V97H255ZM85 99H86V98H85ZM148 99H149V98H148ZM169 99H170V98H169ZM191 99H192V98H191ZM217 99H218V98H217ZM235 99H237V98H235ZM244 99H245V98H244ZM256 99H257V98H256ZM105 100H106V99H105ZM109 100H110V99H109ZM219 100H220V97H219ZM222 100H223V99H222ZM222 100H220L219 103H221ZM227 100H228V99H227ZM227 100H226V101H227ZM242 100H243V99H242ZM216 101H217V100H216ZM224 101H225V100H224ZM224 101H223V102H224ZM246 101H247V100H246ZM253 101H255L254 98H253ZM91 102H93V101H91ZM97 102H98V101H97ZM97 102H96V103H97ZM156 102H157V101H156ZM174 102H175V101H174ZM233 102L236 103V101H233ZM263 102H264V101H263ZM105 103H107V102H105ZM149 103H150V102H149ZM152 103H153V101H152ZM154 103H155V102H154ZM163 103H164V102H163ZM168 103L170 104V102H168ZM180 103H181V102H180ZM180 103H179V104H180ZM194 103H195V102H194ZM260 103H261V102H260ZM92 104H93V103H92ZM102 104H103V103H102ZM173 104H174V103H173ZM173 104H172V106H173ZM176 104H177V103H176ZM176 104H175V105H176ZM181 104H182V103H181ZM197 104H198V103H197ZM163 105H164V104H163ZM188 105H189V104H186L185 107L188 106ZM195 105H196V104H195ZM211 105H212V104H211ZM221 105H222V104H221ZM228 105H229V104H228ZM167 106H168V105H167ZM176 106H177V105H176ZM196 106H197V105H196ZM206 106H207V105H206ZM206 106H205V107H206ZM216 106H217V105H216ZM178 107H179V105H178ZM185 107H184V108H185ZM189 107H190V106H189ZM189 107H186V108L188 109ZM200 107H201V106H200ZM219 107H220V108H219L218 111H220V109H221L222 106H219ZM223 107H224V106H223ZM210 108L213 109V107H210ZM210 108H209V109H210ZM106 109H107V108H106ZM106 109H105V110H106ZM151 109H152V108H151ZM151 109H149V110H151ZM180 109H181V108H180ZM180 109H179V110H180ZM187 109H186V110H187ZM190 109H191V108H190ZM190 109H189V113H190ZM192 109H193V108H192ZM198 109H200V108H198ZM217 109H218V106H217ZM224 109H225V108H224ZM224 109H223V110H224ZM144 110H145V109H144ZM146 110H147V109H146ZM170 110H171V109H170ZM181 110H183V108H182ZM181 110H180V111H181ZM186 110H185V111H186ZM201 110L203 111L202 113H204V110H203V109H201ZM207 110H208V109H207ZM207 110H205V111H207ZM213 110H214V109H213ZM213 110H212V111H213ZM221 110H222V109H221ZM141 111H142V110H141ZM152 111H153V110H152ZM155 111H156V110H155ZM160 111H161V110H160ZM191 111H192V110H191ZM193 111H195V110H193ZM197 111L200 112V110H197V109H196V112H197ZM212 111H211V112H212ZM226 111H227V113H228V111H230L229 108H228V109L226 108ZM232 111H233V110H232ZM234 111H235V110H234ZM187 112H188V111H187ZM187 112H184V113H187ZM207 112H208V111H207ZM213 112H214V111H213ZM213 112H212V113H213ZM220 112H221V111H220ZM220 112H219V113H220ZM222 112H223V111H222ZM230 112H231V111H230ZM230 112H229V114H231ZM235 112H236V111H235ZM72 113H73V112H72ZM104 113H105V112H104ZM106 113H107V112H106ZM146 113H147V112H146ZM155 113H156V112H155ZM178 113H179V112H178ZM181 113H183V111H181ZM184 113H183V114H184ZM197 113H198V112H197ZM200 113H201V112H200ZM216 113H217V111H216ZM216 113H215V114H216ZM227 113H226V114H227ZM232 113H233V112H232ZM236 113H239V112H236ZM115 114H116V112H115ZM123 114H124V113H123ZM148 114H149V113H148ZM192 114H193V113H192ZM198 114H199V113H198ZM215 114H214V115H215ZM220 114H221V113H220ZM233 114H235V113H233ZM80 115H81V114H80ZM108 115H109V114H108ZM137 115H138V114H137ZM152 115H153V113H152ZM163 115H164V114H163ZM177 115H179V114H177ZM181 115H182V114H180V116H181ZM184 115H185V114H184ZM189 115H190V114H189ZM194 115H195V114H193V116H194ZM227 115H228V114H227ZM235 115H236V114H235ZM254 115H255V114H254ZM72 116H74V115H72ZM78 116H79V115H78ZM103 116H104V115H103ZM128 116H129V114H128ZM187 116H188V114H187ZM193 116H192V117H193ZM220 116H221V115H220ZM225 116H226V115H225ZM230 116H231V115H230ZM233 116H234V115H233ZM66 117H67V115H66ZM83 117H84V116H83ZM105 117H106V116H105ZM111 117H112V116H111ZM139 117H140V116H139ZM145 117H147V116H145ZM151 117H152V116H151ZM158 117H161V116H158ZM178 117H179V116H178ZM182 117H183V115H182ZM213 117H215V116H213ZM216 117H217V116H216ZM223 117H224V116H221L222 119H223ZM69 118H70V117H69ZM116 118H117V117H116ZM135 118H136V117H135ZM135 118H134V119H135ZM152 118H155L154 115H153ZM180 118H181V117H180ZM188 118H189V117H188ZM188 118H187V119H188ZM193 118H195V117H193ZM221 118H219V116H218V119H221ZM235 118H236V117H235ZM238 118H239V117H238ZM241 118H242V117H241ZM250 118H251V117H250ZM253 118H254V117H253ZM65 119H66V118H65ZM122 119H123V118H122ZM128 119H129V118H128ZM128 119H127V120H128ZM130 119H131V118H130ZM138 119H139V118H138ZM138 119H137V121H138ZM140 119H141V118H140ZM144 119H145V118H144ZM146 119H147V118H146ZM163 119H165V118H163ZM183 119H184V118H183ZM197 119H198V118H197ZM201 119H202V118H201ZM214 119H215V118H214ZM218 119H217V120H218ZM224 119H225V117H224ZM228 119H229V118H228ZM228 119H227V120H228ZM239 119H240V118H239ZM239 119H236V120H238V121H236V122H240L241 120L239 121ZM255 119H256V118H255ZM262 119H263V118H262ZM262 119H261V120H260V119H257V120L262 121ZM55 120H56V119H55ZM67 120H68V119H67ZM123 120H125V119H123ZM160 120H161V118H160ZM211 120H212V119H211ZM20 121H21V120H20ZM88 121H89V120H88ZM88 121H87V122H88ZM125 121H126V120H125ZM125 121H124V122H125ZM132 121H133V120H132ZM142 121H143V120H142ZM152 121H154V120H152ZM178 121H180V120H178ZM182 121H183V120H182ZM194 121H195V120H194ZM206 121H208V120H206ZM215 121H216V120H215ZM224 121H225V120H223V122H224ZM234 121H235V120H234ZM242 121H243V120H242ZM249 121H251V119H250ZM249 121H248V122H249ZM253 121H254V119H253ZM259 121H258V122H259ZM45 122H46V121H45ZM89 122H90V121H89ZM156 122H158V121H156ZM165 122H166V121H165ZM167 122H168V121H167ZM220 122H221V121H220ZM226 122H227V121H226ZM228 122H229V120H228ZM236 122H234L233 124H236ZM244 122H245V120H244ZM244 122H243V123H244ZM251 122H252V121H251ZM255 122H257V121H255ZM258 122H257V123H258ZM32 123H33V122H32ZM61 123H62V122H61ZM68 123H70V122H68ZM80 123H81V122H80ZM92 123H93V122H92ZM129 123H130V122H129ZM137 123H138V122H137ZM140 123H141V122H140ZM144 123H145V122H144ZM161 123H163V122H161ZM176 123H177V122H176ZM180 123H181V121H180ZM183 123H184V122H183ZM188 123H189V122H188ZM209 123H210V124H209ZM260 123H261V122H260ZM263 123H264V122H263ZM24 124H25V123H24ZM52 124H53V123H52ZM64 124H65V122H64ZM94 124H95V123H94ZM103 124H104V123H103ZM110 124H111V123H110ZM114 124H115V123H114ZM123 124H124V123H123ZM153 124H154V123H153ZM155 124H157V123H155ZM164 124H165V123H164ZM195 124H196V123H195ZM207 124H209V126H210L212 123H211V122H207ZM213 124H214V122H213ZM216 124H217V122H216ZM239 124H240V123H239ZM241 124H242V122H241ZM248 124L250 125V123H248ZM252 124H253V123H251V125H252ZM58 125H59V124H58ZM89 125L92 126L93 124L90 123ZM96 125H97V124H96ZM96 125H95V128H96ZM128 125H129V124H128ZM142 125H143V124H142ZM150 125H151V124H150ZM150 125H149V126H150ZM157 125H158V124H157ZM167 125H168V124H167ZM181 125H182V124H181ZM226 125H227V123H226ZM228 125H230V124H228ZM228 125H227V126H228ZM30 126H31V125H30ZM33 126H34V125H33ZM98 126H99V125H98ZM100 126H102V125H100ZM103 126H105V125H103ZM103 126H102V127H103ZM106 126H107V123H106ZM111 126H113V125H111ZM111 126H110V127H111ZM123 126H124V125H123ZM123 126H121V128H122ZM134 126H135V125H134ZM139 126H140V125H139ZM143 126H144V125H143ZM149 126H148V127H149ZM164 126H165V125H164ZM164 126H163V127H164ZM211 126H212V125H211ZM252 126H253V125H252ZM24 127H25V125H24ZM70 127H73V126H70ZM75 127H76V126H75ZM79 127H80V131H82V130H81V127H82V126H79ZM87 127H88V126H87ZM89 127H90V126H89ZM102 127H101V128H102ZM114 127H115V126H114ZM116 127H118V126H116ZM135 127H136V126H135ZM140 127H141V126H140ZM157 127H158V126H157ZM205 127H208V125L205 126ZM212 127H214V126H212ZM220 127H221V126H220ZM230 127H231V126H230ZM234 127H238V126H235V125H234ZM234 127H231V129H234ZM255 127L258 128L257 126H255ZM260 127H261V126H260ZM73 128H74V127H73ZM97 128H100V127H97ZM118 128H119V127H118ZM137 128H138V127H137ZM144 128H145V127H144ZM161 128H162V127H161ZM202 128L204 129V127H202ZM208 128H210V127H208ZM208 128H207V129H208ZM244 128H245V127H244ZM246 128H247V127H246ZM248 128H250V127H248ZM261 128H262V127H261ZM263 128H264V127H263ZM20 129H21V128H20ZM70 129H72V128H70ZM77 129H78V128H77ZM82 129H83V127H82ZM85 129H86V127H85ZM85 129H84V130H85ZM102 129H103V128H102ZM102 129H101V130H102ZM105 129H107V128L105 127ZM122 129H123V128H122ZM122 129H121V130H122ZM131 129H132V128H131ZM151 129H152V128H151ZM203 129H202V130H203ZM205 129H206V128H205ZM213 129H214V128H213ZM225 129H226V128H225ZM231 129H229V131H230ZM252 129H253V128H252ZM254 129H255V128H254ZM254 129H253V130H254ZM18 130H19V129H18ZM31 130H32V129H31ZM103 130H104V129H103ZM110 130H111V128H110ZM121 130H120V131H121ZM125 130H126V129H125ZM142 130H143V129H142ZM152 130H153V129H152ZM156 130H158V128H157ZM159 130H160V129H159ZM181 130H182V129H181ZM185 130H186V129H185ZM202 130H201V131H202ZM208 130H209V129H208ZM218 130H219V129H218ZM223 130H224V129H223ZM245 130H246V129H245ZM248 130H249V129H248ZM258 130H259V129H258ZM25 131H26V130H25ZM44 131H45V130H44ZM55 131H56V130H55ZM57 131H58V130H57ZM59 131H60V130H59ZM61 131H64L65 133H67V132H66L67 130L65 131V128H64L63 130H61ZM70 131H71V130H70ZM76 131H77V130H76ZM88 131L90 132V134L94 133L93 126H92L91 128H89ZM105 131H106V130H105ZM116 131H118V130H116ZM128 131H129V130H128ZM134 131H135V130H134ZM144 131H145V130H144ZM178 131H179V130H178ZM189 131H190V130H189ZM227 131H228V130H227ZM261 131L263 132V129H262ZM28 132H29V131H28ZM53 132H54V131H53ZM73 132H75V131H73ZM83 132H85V131H83ZM103 132H104V131H103ZM118 132H119V131H118ZM118 132H115V130H114V131L111 130V131H109V134H107V133H108V130H107V132H106V136H107V135H108V136H112L111 139L114 137L115 139H113V140L116 141V139H117V140H120L119 143H122V144L125 143V140H124L123 134H122L121 132H120L121 134L118 133ZM123 132H124V131H123ZM129 132H130V131H129ZM172 132H173V131H172ZM191 132H192V131H191ZM205 132H206V131H205ZM217 132H218V131H217ZM242 132H243V131H242ZM249 132H251V129H250ZM255 132H256V129H255ZM0 133H1V132H0ZM30 133H31V132H30ZM41 133H42V132H41ZM49 133H50V131H49ZM60 133H61V132H60ZM70 133H71V132H70ZM76 133H78V131H77ZM125 133H126V132H125ZM175 133H176V131H175ZM189 133H190V132H189ZM198 133H199V132H198ZM206 133H207V132H206ZM251 133H254V132H251ZM251 133H250V134H251ZM257 133H258V132H256V136L258 137V135L260 134V132H259L258 135H257ZM53 134H55V135H54L55 137H59V135H58L59 133H58V132H57V136H56V133H55V132H54ZM53 134H52V136H53ZM67 134H69V133H67ZM86 134H87V133H86ZM86 134H85V135H86ZM128 134H129V133L127 132V135H126L127 137H128ZM167 134H168V133H167ZM173 134H174V132H173ZM196 134H197V133H196ZM220 134H222V133H220ZM229 134H230V133H229ZM245 134H246V133H245ZM3 135H6V134H3ZM7 135H9V134H7ZM14 135H15V134H14ZM25 135H26V134H25ZM25 135H24V136H25ZM29 135H30V134H29ZM60 135H61V134H60ZM62 135H64V133H63ZM71 135H73V134L71 133ZM85 135H82V136H81V134H80V137L82 138V140H84L83 138L86 139ZM93 135H94V134H92V136H93ZM149 135H150V134H149ZM156 135H157V134H156ZM189 135H192V134H188V136H189ZM212 135H213V134H212ZM252 135H253V134H251V136H252ZM262 135H263V134H262ZM1 136H2V135H1ZM21 136H22V135H21ZM21 136H20V137H21ZM26 136H27V135H26ZM40 136H41V135H40ZM43 136H44V135H43ZM48 136H49V135H48ZM50 136H51V135H50ZM52 136H51V137H52ZM83 136H84V137H83ZM87 136H88V135H87ZM96 136H97V135H96ZM126 136H125V138H126ZM129 136H131V135H129ZM184 136H185V135H184ZM186 136H187V135H186ZM213 136H214V135H213ZM215 136H216V135H215ZM248 136L250 137L249 133H248V135H247V138H248ZM253 136H255V135H253ZM260 136H261V135H260ZM263 136H264V135H263ZM4 137H5V136H4ZM20 137H19V138H20ZM51 137H49V138H51ZM55 137H54V138H55ZM63 137H64V136H63ZM66 137H67V135H66ZM78 137H79V134H78ZM90 137H91V136H90ZM175 137H176V136H174V138H175ZM202 137H203V136H202ZM261 137H262V136H261ZM261 137H260V138H261ZM0 138H1V137H0ZM54 138H53V139H54ZM61 138H62V137H60V139H61ZM71 138H73V137H71ZM93 138H94V137H93ZM97 138H98V137H97ZM138 138H139V136H138ZM142 138H143V137H142ZM190 138H191V137H190ZM194 138H195V137H194ZM197 138H198V137H197ZM210 138H211V137H210ZM251 138H252V137H251ZM5 139H6V137H5ZM14 139H15V138H14ZM17 139H18V138H17ZM20 139H22V138H20ZM53 139H52L51 141H53ZM57 139H58V138H57ZM60 139H58V142L60 141ZM74 139H76V138H74ZM74 139H73L72 142H74ZM104 139H105V138H104ZM111 139H110V140H111ZM132 139H133V138H132ZM132 139L130 140L131 142H133ZM145 139H146V138H145ZM204 139H205V138H204ZM219 139H220V138H219ZM261 139H262V138H261ZM2 140L4 141V139H2ZM2 140H1V141H2ZM10 140H11V139H10ZM22 140H24V139H22ZM41 140H42V139H41ZM48 140H49V139H48ZM68 140H70V143H69V141H68V142L65 141V142H60V143H58L57 146L59 147V149H61V150H66V149H67V150L70 152V156H71V154L73 153L72 155H74V156L77 158L78 162L80 161V162H81L82 164H84V165H85L86 163L88 164V163L90 162V159L93 158L92 155H91V158H89V162H86V158H85V156L82 154V152H83L82 149H83V148L80 150V152H81V153H80V152L78 151L79 148L77 149V147H75V145H73V144L71 143V139H70V137H69ZM76 140H77V139H76ZM88 140H89V139H88ZM90 140H91V139H90ZM90 140H89V142H90ZM107 140H108V138H107ZM137 140H139V139H137ZM173 140H174V139H173ZM180 140H181V139H180ZM194 140H195V139H194ZM198 140H200V139H198ZM237 140H238V139H237ZM263 140H264V138H263ZM263 140H262V141H263ZM11 141H12V140H11ZM24 141H26V140H24ZM49 141H50V140H49ZM93 141H94V140H93ZM122 141H124V142H122ZM146 141H147V140H146ZM176 141H177V140L175 139L174 142H176ZM178 141H179V140H178ZM191 141H192V140H191ZM230 141H231V140H230ZM233 141H234V140H233ZM243 141H244V140H243ZM248 141H249V139H248ZM258 141H260V139H258ZM15 142H16V141H15ZM31 142H32V141H31ZM34 142H35V141H34ZM38 142H39V141H38ZM46 142H47V141H46ZM46 142H45V144H46V149H48V148H47V143H46ZM54 142H55V141H54ZM77 142L79 143L78 140H77ZM80 142H82V141H80ZM83 142H84V141H83ZM87 142H88V141H87ZM87 142H85V144H86ZM95 142H96V144L99 143V142H97V141H95ZM100 142H101V141H100ZM107 142H110V141L108 140ZM152 142H153V141H152ZM154 142H155V140H154ZM169 142H170V141H169ZM174 142H172V143H174ZM187 142H188V141H187ZM187 142H186V143H187ZM213 142H214V141H213ZM250 142H252V141H250ZM0 143H1V142H0ZM22 143H25V142H22ZM26 143H29V142H26ZM49 143H50V142H49ZM49 143H48V144H49ZM91 143H92V144H91ZM91 143H90L91 145L94 144L93 142H91ZM133 143H134V142H133ZM133 143H132V146H134ZM149 143H150V142H149ZM159 143H160V142H159ZM189 143H190V141H189ZM189 143H188V144H189ZM195 143H196V141H195ZM202 143H203V142H202ZM215 143H216V142H215ZM217 143H218V142H217ZM247 143H248V142H247ZM7 144H8V143H7ZM13 144H15V143H13ZM19 144H20V143H19ZM32 144H33V143H32ZM36 144H38V143L36 142ZM51 144H52V143H51ZM74 144H75V143H74ZM76 144H77V143H76ZM88 144H89V143H88ZM96 144H94V146H95ZM99 144H100V143H99ZM122 144H121V145H122ZM129 144H130V142H129ZM134 144H135V143H134ZM138 144H139V143H138ZM150 144H151V143H150ZM167 144H168V143H167ZM174 144H175V143H174ZM179 144H180V142H179ZM223 144H224V143H223ZM235 144H236V143H235ZM249 144H250V143H249ZM252 144H253V143H252ZM257 144H258V143H257ZM262 144H263V145H262ZM262 144H261V145L264 146V142H263ZM2 145H3V144H2ZM8 145H9V144H8ZM17 145H18V144H17ZM34 145H35V144L31 145V143H29V145H28V146H29V147H28V148H29V151H30V150L33 151V149H34ZM78 145H79V144H78ZM82 145H83V144H82ZM91 145H90V146H91ZM101 145H102V144H101ZM114 145H115V144H114ZM119 145H120V144H119ZM123 145H124V144H123ZM142 145H143V144H142ZM156 145H157V143H156ZM177 145H178V144H177ZM180 145H181V144H180ZM184 145H186V144L184 143ZM198 145H199V144H198ZM0 146H1V145H0ZM19 146H20V145H19ZM37 146H38V145H37ZM42 146H43V145H42ZM50 146H51V145H49V148H50ZM90 146H89V148H90ZM108 146H109V145H108ZM111 146H112V145H111ZM117 146H118V145H117ZM132 146H131V144H130V147H132ZM153 146H154V145H153ZM164 146H165V145H164ZM182 146H183V145H182ZM182 146H181V147H182ZM189 146H190V145H189ZM189 146L187 145V147H189ZM224 146H225V145H224ZM231 146H232V145H231ZM252 146H253V145H252ZM20 147H22V145H21ZM23 147H24V145H23ZM25 147H26V146H25ZM25 147H24V148H25ZM78 147H81V146L79 145ZM83 147H84V145H83ZM85 147H86V145H85ZM85 147H84V149L86 150ZM112 147H113V146H112ZM118 147H119V146H118ZM124 147H125V148L127 147L128 150H127V149H126V150H127V152H128L129 149H130V148H128V145H127V146H124ZM124 147H123V148H124ZM136 147H137V146H136ZM172 147H173V146H172ZM179 147H180V146H179ZM183 147H184V146H183ZM193 147H194V146H193ZM195 147H196V146H195ZM228 147H230V146H227V147L225 146V149H226V148L228 149ZM242 147H243V146H242ZM259 147H260V145H259ZM10 148H11V147H10ZM24 148H23V149H24ZM41 148H44V146L41 147ZM52 148H53V149H52ZM52 148H50V149L53 150L52 153H54L55 151L57 152V149L54 151V149L57 148V147H52ZM96 148L98 149V147H96ZM114 148H116V147H114ZM119 148H120V147H119ZM133 148L135 149V147H133ZM133 148H132V150H133ZM139 148H140V147H139ZM141 148H142V147H141ZM150 148H151V147H150ZM191 148H192V147H191ZM215 148H216V147H215ZM231 148H232V147H231ZM245 148H246V147H245ZM248 148H249V147H248ZM15 149H16V148H15ZM20 149H21V148H19V150H20ZM23 149H21V150H23ZM38 149H40V146H39V148L37 147V151H38ZM94 149H95V148H94ZM94 149H93V146H92V150H94ZM97 149H96V150H97ZM120 149H121V148H120ZM120 149H119V150H120ZM173 149H175V148H173ZM179 149H180V148H179ZM182 149H183V148H182ZM257 149H258V148H257ZM257 149H256V150H257ZM2 150H3V149H2ZM11 150H12V149H10V151H11ZM27 150H28V149H27ZM27 150H26V151H27ZM34 150H36V149H34ZM40 150L43 151V149H40ZM67 150H66V151H67ZM85 150H84V151H85ZM100 150H101V149H100ZM110 150H111V149H110ZM112 150H113V149H112ZM112 150H111V151H112ZM115 150H116V149H115ZM119 150L117 149L116 151H119ZM121 150H122V149H121ZM126 150H125V151H126ZM141 150H142V149H141ZM144 150H145V149H144ZM218 150H219V149H218ZM218 150H217V151H218ZM223 150H224V149H223ZM240 150H241V149H240ZM42 151H41V152H42ZM45 151H49V150H45ZM59 151H60V150H59ZM86 151L88 152V150H86ZM89 151H90V149H89ZM98 151H99V149H98ZM103 151H105V150H103ZM103 151H102V152H103ZM125 151H124V152H125ZM130 151H131V150H130ZM130 151H129V152H130ZM138 151H140V150H138ZM173 151H174V150H173ZM176 151L179 152V150H177V149H176ZM185 151H186V150H185ZM192 151H193V150H192ZM230 151H231V150H230ZM262 151H264V150H262ZM17 152H19V151H17ZM17 152H16V154H18ZM35 152H36V151H35ZM39 152H40V151H39ZM50 152H51V151H49V153H50ZM56 152H55V153H56ZM60 152H61V151H60ZM69 152H68V153H69ZM90 152H91V151H90ZM90 152H89V153H90ZM94 152H95V151H94ZM94 152H93V153H94ZM105 152H106V151H105ZM129 152H128V153H129ZM177 152H176V153H177ZM182 152H183V151H182ZM0 153H1V152H0ZM4 153L7 154L6 152H4ZM27 153H28V152H27ZM31 153H32V152H31ZM43 153H44V151H43ZM66 153H67V152H66ZM66 153H65V154H66ZM83 153H84V152H83ZM89 153H88V154H89ZM91 153H92V152H91ZM93 153H92V154H93ZM99 153H100V152H99ZM111 153H112V152H111ZM121 153H122V151H121ZM121 153H119V154H121ZM187 153H188V152H187ZM191 153H192V152H190V154H191ZM212 153H213V152H212ZM214 153H216V152H214ZM9 154H10V153H9ZM16 154H14V155H16ZM22 154H24V153H22ZM37 154H38V153H37ZM39 154H41V153H39ZM39 154H38V155H39ZM47 154H48V153H47ZM57 154H58V153H57ZM61 154H64V151H62ZM61 154H60V157L57 156V155H55V154H53L52 156H57L56 158H58V157H59V158H61V157H66L65 154H64L65 156H64V155L61 156ZM84 154H85V153H84ZM86 154H87V153H86ZM94 154H96V153H94ZM94 154H93V156H96V155H94ZM103 154H104V153H103ZM105 154H107V153H105ZM105 154H104V157H105ZM108 154H109V153H108ZM108 154H107V155H108ZM112 154H113V153H112ZM130 154H133V153L130 152ZM130 154H129V155H130ZM134 154H135V152H134ZM227 154H228V153H227ZM248 154H249V153H248ZM11 155H12V154H11ZM11 155H10V156H11ZM19 155H20V154H19ZM27 155H28V156H27V157L25 156V158H24L25 161H23V158H22V162H26V160H27V162H30V161H31L32 163H35V161L33 160L34 158H32V156H30L29 154H27ZM42 155H43V154H42ZM45 155H46V154H45ZM50 155H51V154H50ZM58 155H59V154H58ZM68 155H69V154H67V156H68ZM109 155H110V154H109ZM115 155H116V154H115ZM115 155H113V156H115ZM138 155H139V154H138ZM173 155H174V154H173ZM204 155H205V154H204ZM204 155H203V156H204ZM3 156H4V155H3ZM16 156H18V155H16ZM20 156H21V155H20ZM20 156H19V157H20ZM29 156H30V157H29ZM40 156H41V155H40ZM46 156H47V155H46ZM48 156H49V155H48ZM52 156H51V159H50V160H52V158H53ZM74 156H73V157L71 156V157H72V158H75ZM87 156H88V155H87ZM99 156H100V155H99ZM99 156H97V158H99ZM120 156H122V155H120ZM130 156H131V155H130ZM133 156H134V155H133ZM136 156H137V155H136ZM136 156H134V157H136ZM186 156H187V155H186ZM200 156H201V155H200ZM226 156H227V155H226ZM231 156H232V155H231ZM233 156H234V155H233ZM250 156H251V155H250ZM256 156H257V155H256ZM256 156H255V157H256ZM1 157H2V156H1ZM1 157H0V158H1ZM19 157H18V160L21 161V158L19 159ZM22 157H24V155H23ZM88 157H90V154H89ZM117 157H119V155H118ZM122 157H123V156H122ZM165 157H166V156H165ZM221 157H222V156H221ZM229 157H230V156H229ZM245 157H246V156H245ZM14 158H16V157H14ZM14 158H11V157H10L9 159H14ZM36 158H37V159H36ZM72 158H70V159L72 160ZM105 158H106V157H105ZM109 158H110V156H109ZM113 158H114V157H113ZM125 158H127V157H125ZM132 158H133V157H132ZM162 158H163V157H162ZM186 158H187V157H186ZM189 158H190V157H189ZM259 158H260V157H259ZM40 159H41V158H40ZM40 159H39V160H40ZM42 159H43V158H42ZM47 159H49V158H47ZM53 159H54V158H53ZM62 159H63V158H62ZM67 159H68V157H67ZM70 159L67 161V162L69 163L68 165H70V162H71ZM94 159H95V158H94ZM114 159H115V158H114ZM137 159H139V158H137ZM183 159H184V158H183ZM183 159H182V160H183ZM192 159H193V158H192ZM215 159H216V158H215ZM248 159H249V158H248ZM3 160H6V159L3 158ZM32 160H33V161H32ZM35 160L37 161V160H38V157H35ZM64 160H65V159H64ZM75 160H76V159H75ZM95 160H101V159H95ZM103 160H104V159H103ZM108 160H110V159H108ZM122 160H125V159L123 158ZM126 160H127V159H126ZM135 160H136V159H135ZM140 160H141V159H140ZM164 160H165V159H164ZM189 160H190V159H189ZM223 160H224V159H223ZM240 160H241V159H240ZM245 160H246V159H245ZM257 160H258V158H257ZM12 161H13V160H12ZM20 161H19V162H20ZM40 161H41V160H40ZM43 161H44V160H43ZM46 161H47V160H46ZM46 161H45V162H46ZM54 161H55V159H54ZM104 161H105V160H104ZM104 161H102V162H104ZM137 161H138V160H137ZM166 161H167V160H165V162H166ZM229 161H231V160H229ZM3 162H4V161H3ZM8 162H9V161H8ZM14 162H15V161H14ZM19 162H18V163L16 162V163H17L18 165L21 164V166L24 165V164H27V163H24V164H23V163H20V164H19ZM52 162H53V160H52ZM62 162H64V161H62ZM62 162H61V163H62ZM67 162H66V163H67ZM72 162H73V163H71V165H72L71 167H73V164H74V161H72ZM75 162H76V161H75ZM91 162H92V161H91ZM94 162H95V161H94ZM94 162H92V163H94ZM102 162H100L101 165L103 164ZM108 162H109V161H108ZM180 162H181V161H180ZM186 162H187V161H186ZM223 162H224V161H223ZM250 162H251V160H250ZM250 162H249V163H250ZM10 163H11V161H10ZM10 163H7V164H10ZM32 163H29V164H32ZM42 163H43V162H42ZM57 163H58V162H57ZM81 163H80V164H81ZM98 163H99V162H98ZM111 163H112V159H111ZM111 163H110V164H111ZM192 163H193V162H192ZM214 163H215V161H214ZM216 163H217V162H216ZM238 163H239V162H238ZM246 163H247V162H246ZM12 164H13V163H12ZM17 164H16V165H17ZM35 164L38 165V163H35ZM35 164H33V165H35ZM44 164H45V163H44ZM59 164H60V163H59ZM64 164H65V162H64ZM64 164H63V165H64ZM80 164H78V165H80ZM87 164H86V165H87ZM94 164H95V163H94ZM94 164H93V165H94ZM100 164H99V165H100ZM104 164L106 165V161H105ZM137 164H138V163H137ZM165 164H166V163H165ZM176 164H177V163H176ZM182 164H184V163H182ZM225 164H226V162H225ZM230 164H231V163H230ZM234 164H236V163H234ZM241 164H242V163H241ZM251 164H252V162H251ZM262 164H263V163H262ZM5 165H6V164H5ZM39 165H42L41 162L39 163ZM39 165H38V168L41 167V166H39ZM47 165H48V163H47ZM47 165H45L46 168L48 167ZM50 165H51V164H50ZM52 165H56V163L53 162ZM63 165H62V169H64ZM68 165H67V166H68ZM74 165H75V164H74ZM78 165H76V166L78 167ZM86 165H85V166H86ZM88 165H89V164H88ZM99 165H98V166H99ZM105 165H104V167H105ZM108 165H109V164H108ZM191 165H192V164H191ZM223 165H224V164H223ZM228 165H229V164H228ZM8 166H9V165H8ZM13 166H14V165H12V167H13ZM25 166H26V167L29 166V167L31 168V165H28V164H27V165H25ZM35 166H36V165H35ZM42 166H43V165H42ZM56 166H58V164H57ZM65 166H66V164H65ZM67 166H66V167H67ZM80 166H81V165H80ZM80 166H79V167H80ZM89 166H92V165H89ZM89 166H87V167H89ZM94 166H95V165H94ZM116 166H117V164H116ZM161 166H162V165H161ZM161 166H160V168H161ZM166 166H167V165H166ZM225 166H226V165H225ZM3 167H4V164H3ZM14 167H15V166H14ZM18 167H19V166H18ZM22 167H24V166H22ZM26 167H24V168H26ZM49 167H51V166H49ZM53 167H54V166H53ZM58 167H59V166H58ZM79 167H78V169H79ZM92 167H93V166H92ZM92 167H89V168H92ZM101 167H102V166H101ZM101 167H99V169H97V167H96L97 170H95V168H94L95 171H94V170H92V171H94V172H98V170L100 171V168H101ZM107 167H108V166H107ZM107 167H106V168H107ZM138 167H139V166H138ZM149 167H150V166H149ZM227 167H228V166H227ZM234 167H235V166H234ZM1 168H2V165H1ZM7 168L9 169V167H7ZM15 168H16V167H15ZM15 168H13V170H14ZM74 168H75V166H74ZM89 168H88V169H89ZM118 168H119V167H118ZM132 168H133V167H132ZM144 168H145V167H144ZM147 168H148V167H147ZM183 168H184V167H183ZM198 168H200V167H198ZM220 168H221V167H220ZM235 168H236V167H235ZM5 169H6V168H5ZM5 169H4V172H6V171L8 170V169H7V170L5 171ZM18 169H19V168H18ZM27 169H28V171L30 170L29 168H27ZM31 169H32V168H31ZM39 169H40V168H39ZM39 169H38V170H39ZM42 169H43V168H42ZM47 169L49 170V168H47ZM55 169H56V167L54 168V170H55ZM59 169H60V168H59ZM59 169H58V170H59ZM62 169H61V171H62ZM66 169H67V168H66ZM69 169H70V168H69V166H68V169H67V170H69ZM81 169H82V166H81ZM85 169H86V168H84V170H85ZM92 169H93V168H92ZM111 169H112V167H111ZM113 169H114V168H113ZM141 169H142V168H141ZM244 169H245V168H244ZM249 169H250V168H249ZM253 169H254V168H253ZM258 169H259V168H258ZM2 170H3V168H2ZM10 170H11V168H10ZM13 170H12V171H13ZM21 170H22V169H21ZM25 170H26V169H25ZM36 170H37V168H36ZM54 170L51 169V170H50V174H51V171H54ZM71 170H72V169H71ZM82 170H83V169H82ZM82 170H81V171H82ZM84 170H83V173L80 171L81 174H84V173L86 174V170H85V171H84ZM90 170H91V169H90ZM90 170H88V171L90 172ZM107 170H110V167H109V169L107 168ZM117 170H118V169H117ZM142 170H143V169H142ZM175 170H176V169H175ZM179 170H180V169H179ZM193 170H194V169H193ZM205 170H206V169H205ZM214 170H215V169H214ZM220 170H221V169H220ZM224 170H225V169H224ZM246 170H247V169H246ZM0 171H1V170H0ZM15 171H17V168H16ZM34 171H35V170H33V173H36V172H34ZM44 171H45V169H44ZM55 171L58 172L57 170H55ZM76 171H77V168H76ZM76 171H75V173H76V174H79V171H78V172H76ZM102 171H103V170H102ZM115 171H116V170H115ZM155 171H156V170H155ZM181 171H182V169H181ZM207 171H208V170H207ZM229 171H230V170H229ZM2 172H3V171H1V173H2ZM4 172H3V174H5ZM20 172H21V171H20ZM37 172H38L39 175H40L39 177H41V173H40L39 171H37ZM41 172H42V171H41ZM59 172H60V171H59ZM65 172H66V170H65ZM67 172H68V171H67ZM69 172H70V174H69V178H70V177H71V173H72V171H69ZM73 172H74V171H73ZM100 172H101V171H100ZM103 172H104V171H103ZM103 172H102V173H103ZM108 172H109V173L107 174V176L110 174V171H108ZM126 172H127V171H126ZM131 172H132V171H131ZM134 172H135V171H134ZM136 172H137V171H136ZM157 172H158V170H157ZM164 172H165V171H164ZM164 172H163V173H164ZM169 172H170V171H169ZM182 172H183V171H182ZM203 172H204V171H203ZM205 172H206V171H205ZM211 172H212V170H211ZM222 172H223V171H222ZM227 172H228V171H227ZM254 172H255V171H254ZM10 173H11V171H10ZM17 173H18V172H17ZM22 173L24 174L23 171H22ZM28 173H29V175H32V177H33V174H32V173L30 174V171H29ZM38 173H37V174H38ZM43 173H44V172H43ZM54 173H55V172H54ZM60 173H61V172H60ZM92 173H93V172H92ZM98 173H99V172H98ZM105 173H107V171H105L104 174H105ZM111 173L113 174V172H111ZM145 173H146V172H145ZM148 173H149V172H148ZM160 173H161V172H160ZM171 173H172V172H171ZM196 173H197V172H196ZM198 173H199V172H198ZM7 174H9V171H8ZM7 174H5V175L7 176ZM11 174L14 175V176H16L15 174H13V172H12ZM11 174H9V175H11ZM19 174H20V173H19ZM19 174H18V176H19ZM45 174H46V171H45ZM45 174H44V175H45ZM48 174H49V171H48ZM48 174H46V175H48ZM58 174H59V173H58ZM73 174H74V173H73ZM73 174H72V176H74ZM76 174H75V176H77ZM87 174H88V173H87ZM94 174H95V173H94ZM138 174H139V173H138ZM201 174H202V173H201ZM207 174H208V173H207ZM210 174H211V173H210ZM217 174H218V173H217ZM243 174H244V173H243ZM9 175H8V176H9ZM12 175H11V176H12ZM21 175H22V174H21ZM21 175H20V176H21ZM29 175L27 176V173H26V171H25V176L30 177ZM44 175L42 174V177H43V178H44ZM46 175H45V177H46ZM51 175H52V174H51ZM55 175H56V173H55ZM64 175H65V174H64ZM98 175H100V173H99ZM134 175H135V174H134ZM157 175H158V174H157ZM162 175H163V174H162ZM220 175H221V174H220ZM236 175H237V174H236ZM236 175H235V176H236ZM253 175H254V174H253ZM1 176H2V175H1ZM8 176H7V179H9ZM14 176H12V177L9 176V177L15 179ZM18 176H17V177H18ZM25 176H24V177H25ZM37 176H38V175H37ZM53 176H54V174L52 175V177H53ZM66 176H67V173H66ZM75 176H74V177H75ZM78 176H79V175H78ZM78 176H77V177H78ZM85 176H86V175H85ZM85 176H83L84 179H85ZM87 176H88V175H87ZM90 176H91V175H90ZM100 176H101V175H100ZM103 176H104V175H103ZM170 176H171V174H170ZM193 176H194V175H193ZM232 176H233V175H232ZM260 176H261V175H260ZM17 177H16V179H17V182H18V178H17ZM27 177H26V178H27ZM32 177H30V178L32 179ZM35 177H36V175H35ZM35 177H33V178H35ZM63 177H64V176H63ZM74 177H73V178H74ZM77 177H75L74 180H75ZM83 177L79 176L78 178L82 179ZM101 177H102V176H101ZM112 177H114V176H112ZM117 177H118V176H117ZM124 177H125V176H124ZM157 177H158V176H157ZM183 177H184V176H183ZM186 177H187V176H186ZM197 177H198V176H197ZM209 177H210V176H209ZM223 177H224V176H223ZM226 177H227V176H226ZM229 177H231V176H229ZM239 177H240V176H239ZM263 177H264V176H263ZM3 178H4V177H3ZM19 178H20V177H19ZM22 178H23V176H22ZM22 178H21V179H22ZM26 178H24V179L26 180ZM47 178H48V176H47ZM47 178H46V179H47ZM55 178H59V177H58V176H56V177L54 176V177H53V180H56ZM73 178H72V179H73ZM92 178H94V177L92 176ZM92 178H91V179H92ZM95 178H96V176H95ZM95 178H94V180H95ZM97 178H98V177H97ZM97 178H96V179H97ZM99 178H100V177H99ZM103 178H104V177H103ZM110 178H111V174H110ZM118 178H119V177H118ZM121 178H122V177H121ZM126 178H127V177H126ZM139 178H141V177H139ZM148 178H149V177H148ZM171 178H172V177H171ZM190 178H191V177H190ZM190 178H189V179H190ZM193 178H194V177H193ZM198 178H199V177H198ZM203 178H204V177H203ZM227 178H228V177H227ZM0 179H2V177H0ZM16 179H15V180H16ZM24 179H22L21 181L23 182ZM28 179H29V178H28ZM50 179H51V177H50ZM50 179H49V180H50ZM88 179H90L89 176H88L87 179H85V180H86L85 182H87ZM105 179H106L107 182L109 183L108 177H105ZM119 179H120V178H119ZM119 179H118V180H119ZM154 179H155V178H154ZM156 179H159V178H156ZM172 179H175V178L173 177ZM200 179H201V178H200ZM205 179H206V177H205ZM207 179H208V178H207ZM231 179H232V178H231ZM231 179H230V180H231ZM243 179H244V178H243ZM251 179H252V178H251ZM262 179H263V178H262ZM11 180H12V179H11ZM19 180H20V179H19ZM32 180L35 181V179H32ZM47 180H48V179H47ZM57 180H58V179H57ZM62 180H63V179H62ZM76 180H77V179H76ZM100 180H101V182L103 181L102 178H100ZM106 180H104V181L106 182ZM111 180H114V179L111 178ZM118 180H117V181H118ZM123 180H125V178H124ZM141 180H142V179H141ZM152 180H153V179H152ZM232 180H233V179H232ZM0 181H1V180H0ZM5 181L10 182V180L8 181V180H5V179H4V181H3L2 183H4ZM21 181H20V182H21ZM27 181H28V180H27ZM27 181H24V182H27ZM36 181H37V180H36ZM36 181H35V184L37 183ZM79 181H81V180H79ZM79 181H78V182H79ZM82 181H84V180H82ZM82 181H81V183H82V185H83V183H85V182H82ZM88 181L90 182V180H88ZM92 181H93V180H91V182H92ZM104 181H103V182H104ZM119 181H120V180H119ZM129 181H130V180H129ZM202 181H203V180H202ZM204 181H205V180H204ZM244 181H245V180H244ZM7 182H6V184H10V183H12V185L14 184L13 181L10 182V183H7ZM14 182H15V184H17L16 181H14ZM20 182H18V183H20ZM22 182H21V185L24 184V183H22ZM30 182H31V181H30ZM40 182H42L43 185H44V186H43V185H42V186L44 187L43 190L46 191L45 197H46V199H47L46 201H45V200H42V201H43V202H47V201H48L47 203H48L49 205H50V203H52L53 205H55V207H56V206L58 207V209H59L60 212H61V215H57V216H58V217L60 216V217H62V218L64 219V221H62V219H60L61 221H60L59 223H62V222L65 223L66 228H67L72 234H74L73 236H76V238L73 237L74 239H73L72 237H71V238H72L73 240L76 239L77 242H78V244L76 243L77 245H72V244H75V243H72V244H70V246H72V249H73V247L75 246L74 249H73V250H74L73 253H74V256H75V257H81V256H82V257L84 258V259H82V260H85L84 262H86V263H83V262H82V263H80V264H116V262H114V260H115L114 257L111 258L112 256H111L110 258H111V260L113 259V260H112L113 262H112V261H109V260H110V259H109V256H110L111 254L109 255L108 251L106 250L109 246H108L107 248H105V246H106L107 244H110V243H111L112 241H114V240L116 241V239L112 240V238H111L112 236L110 237V236L108 235V236L111 238V241L105 245V242H101V241H102V240H101L100 243H101V245H104V246L102 247L100 244L98 245L99 241L97 242V241L94 240V238H93V237H94V233H93L94 230L91 228V226L89 227L88 224H87V220H86V219L88 218L87 215H89L90 213L92 214V212H90L89 214H86V213H88V212H85L86 209H88V208H92L93 211H94L95 213L97 212L96 214H99V213H100V214L102 215L101 211H103V210L99 211L98 208H97V207H101L102 205H100V206H99V205H97V206L95 205V201H96L95 199H96V197H95V199L93 198L95 201L92 200V202L94 201V202H93L94 204H93L91 201H89V198H92V196L90 197V195H92V194L88 195V196H89V198H88L87 195L85 194L84 190H82V191H83L82 194L84 193L86 197H85L84 195H83V196H84V197H83L82 195H75V194L73 195V194H68V193H62V192H61V189H60V188L58 189L59 186L56 187V186L54 185V183H51V181H50V182H49V181L47 182V181L44 180V179H42V181H41V179H40ZM40 182H39V183H40ZM54 182L56 183V181H54ZM60 182L62 183V182H64V181H60ZM60 182L58 181L57 183H60ZM76 182H77V181H76ZM91 182H90V183H91ZM93 182H94V181H93ZM97 182L100 183L99 180H97ZM105 182H104V183H105ZM124 182H125V181H124ZM126 182H127V181H126ZM136 182H137V181H136ZM140 182H141V181H140ZM144 182H145V181H144ZM153 182H154V181H152V183H153ZM176 182H177V181H176ZM187 182H188V181H187ZM196 182H197V181H196ZM214 182H215V181H214ZM240 182H241V181H240ZM252 182H253V180H252ZM2 183H1V184H2ZM39 183H38V185H39ZM61 183H60V184H61ZM64 183H65V182H64ZM69 183H70V182H69ZM71 183H72V182H71ZM71 183H70V187H69V188H71V186L74 187V185H71ZM79 183H80V182H79ZM94 183H95V182H94ZM94 183H93V184H94ZM104 183H103V184H104ZM110 183H111V182H110ZM110 183H109V184H110ZM120 183H121V181H120ZM158 183H159V182H158ZM207 183H208V182H207ZM237 183H238V182H237ZM241 183H242V182H241ZM6 184L4 185V187L6 186ZM31 184H32V183H31ZM33 184H34V182H33ZM35 184H34V185H35ZM60 184H58V185H60ZM72 184H73V183H72ZM87 184H88V182H87L85 185H87ZM96 184H97V183H95V187L93 186L94 188H96ZM113 184H115V182H114ZM141 184H142V183H141ZM150 184H151V183H150ZM189 184H190V183H189ZM196 184H197V183H196ZM198 184H199V183H198ZM205 184H206V183H205ZM214 184H215V183H214ZM216 184H217V183H216ZM257 184H259V183H257ZM2 185H3V184H2ZM19 185H20V184H19ZM26 185H28V184L26 183ZM26 185H23V186H26ZM36 185H37V184H36ZM38 185H37V186H38ZM62 185H64V184H62ZM65 185H66V183H65ZM65 185H64V186H65ZM85 185H84V186H85ZM107 185H108V184H107ZM115 185H117V183H116ZM115 185H114V187L117 188V186H115ZM118 185L120 186V184H118ZM122 185H124L123 182H122ZM137 185H138V184H137ZM139 185H140V184H139ZM179 185H180V184H179ZM206 185H207V184H206ZM218 185H220V184H218ZM227 185H228V184H227ZM246 185H247V184H246ZM7 186H8V185H7ZM10 186H11V184H10ZM17 186H18V185H17ZM17 186H16V188H17ZM29 186H30V185H29ZM40 186H41V185H39V187H40ZM98 186H100V184H99ZM109 186H110V188H113V187H111V184H110ZM119 186H118V187H119ZM124 186H125V185H124ZM124 186H123V187H124ZM127 186H129V184H128ZM132 186H134V184H133ZM181 186H182V185H181ZM189 186H190V185H189ZM194 186H195V185H194ZM198 186H200V185H198ZM216 186H217V185H216ZM224 186H225V185H224ZM235 186H237V185H235ZM243 186H244V185H243ZM4 187H3V188H4ZM12 187H14V185H13ZM12 187H10V188H12ZM20 187H22V186H20ZM26 187H28V186H26ZM35 187H36V186H35ZM39 187H37V188H39ZM66 187H68V186H66ZM89 187L91 188L92 185L90 184ZM93 187H92L91 189H93ZM101 187L104 188V185H103V186L101 185ZM105 187H106V186H105ZM107 187H108V186H107ZM123 187L120 186L119 189L122 188V190H123ZM134 187H135V186H134ZM134 187H133V188H134ZM145 187H146V186H145ZM157 187H158V186H157ZM178 187H179V186H178ZM184 187H185V186H184ZM186 187H188L187 184H186ZM3 188H2V189H3ZM10 188H9V190H10ZM16 188H15V187L12 188L13 192H14V189H16ZM23 188H24V187H23ZM28 188H29V187H28ZM33 188H34V186H33ZM79 188H80V187H79ZM103 188H102V189H103ZM116 188H115V189H116ZM142 188H144V187H142ZM155 188H156V187H155ZM160 188H161V187H160ZM213 188H214V187H213ZM217 188H218V187H217ZM230 188H231V187H230ZM5 189H6V188H5ZM7 189H8V187H7ZM7 189H6V190H4V189H3V190H0V194H1L2 192H3L2 194H4V192L7 191ZM19 189H20V191L22 190L21 188H19ZM29 189H30V188H29ZM66 189H67V188H66ZM75 189H76V187H75ZM81 189H82V188H80L79 191H81ZM85 189H86V188H85ZM102 189H100V191H101ZM129 189H130V188H129ZM135 189H139V188H135ZM148 189H149V188H148ZM156 189H157V188H156ZM178 189H179V188H178ZM195 189H196V188H195ZM200 189H201V188H200ZM237 189H238V188H237ZM239 189H240V188H239ZM247 189H248V188H247ZM27 190H28V189H26V191H27ZM39 190L41 191L42 188H41V189H37V191H39ZM68 190L70 191V189H68ZM97 190H98V189H97ZM108 190H109V189H108ZM117 190H118V189H117ZM122 190H121V191H122ZM145 190H146V189H145ZM152 190H154V189H152ZM152 190H150V191H152ZM158 190H159V189H158ZM163 190H164V189H163ZM176 190H177V189H176ZM189 190H190V188H189ZM203 190H204V189H203ZM211 190H212V189H211ZM223 190H224V189H223ZM225 190H226V189H225ZM243 190H244V189H243ZM245 190H246V189H245ZM262 190H263V189H262ZM20 191H18V192L15 191V192H14V193H15L14 196L17 197L18 195H16V194L21 195V194L19 193ZM22 191H23V190H22ZM34 191H35V190H34ZM40 191H39V193H40ZM45 191H44V192H45ZM69 191H68V192H69ZM89 191H90V189H89ZM93 191H94V190H93ZM95 191H96V190H95ZM104 191H107V190L104 189ZM113 191H114V190H113ZM125 191H126V189H125ZM131 191H133V189H132ZM136 191H137V190H136ZM136 191L134 190V192H136ZM231 191H232V190H231ZM239 191H240V190H239ZM7 192H8V191H7ZM10 192H12V191L10 190ZM10 192H8V194H11V195H12L13 192H12V193H10ZM41 192H42V191H41ZM44 192H43V193H44ZM74 192H75V191H74L73 188H72V192H71V193H74ZM76 192H77V190H76ZM76 192H75V193H76ZM87 192H88V191H87ZM102 192H103V190H102ZM117 192H118V191H117ZM122 192H123V191H122ZM122 192H121V193H122ZM134 192H132V193H134ZM139 192H140V194H141V191H139ZM139 192H138V193H139ZM143 192H144V190H143ZM163 192H165V191H163ZM166 192H167V191H166ZM186 192H187V191H186ZM213 192H214V191H213ZM78 193L80 194L81 192H78ZM99 193H101V192H99ZM103 193H105V192H103ZM103 193H102V194H103ZM107 193H108V191H107ZM110 193H111V190H110ZM115 193H116V192H115ZM138 193H136V194H137V195H136L137 199H138V196L140 197V195H138ZM149 193H151V195H149V197H147V198L150 199V196H151V197L153 196V195H152L153 191H152V192H149ZM154 193H155V192H154ZM154 193H153V194H154ZM180 193H181V192H180ZM188 193H189V192H188ZM199 193H200V191H199ZM202 193H203V191H202ZM210 193H211V192H210ZM220 193H221V192H220ZM238 193H239V192H238ZM246 193H247V192H246ZM2 194H1V195H2ZM6 194H7V193H6ZM33 194H34V193H33ZM35 194L38 195V192L35 193ZM88 194H89V193H88ZM93 194H94V193H93ZM96 194H97V193H96ZM111 194H112V193H111ZM123 194H124V193H123ZM144 194L146 195L147 193H146V192L143 193V196H144ZM156 194H157V193H156ZM160 194H161V193H160ZM212 194H213V193H212ZM11 195H9V197H10ZM23 195H24V193H23ZM26 195H27V194H26ZM117 195H118V194H117ZM158 195H159V194H158ZM168 195H169V194H168ZM168 195H167V196H168ZM173 195H174V194H173ZM178 195H179V193H178ZM185 195H186V194H185ZM188 195H189V194H188ZM199 195H200V194H199ZM199 195H198V197H199ZM201 195H202V194H201ZM213 195H215V194H213ZM239 195H240V193H239ZM242 195H243V194H242ZM2 196H3V195H2ZM4 196H5V194H4ZM7 196H8V195H7ZM27 196H28V195H27ZM41 196L44 197L43 194H41ZM93 196H94V195H93ZM113 196H114V195H113ZM133 196H134V195H133ZM165 196H166V195H165ZM182 196H183V195H182ZM190 196H191V195H190ZM192 196H193V195H192ZM210 196H212V195H210ZM15 197H14V198H15ZM20 197H24V196H20ZM37 197H39V196H37ZM69 197H70V198H69ZM97 197H100V196H97ZM101 197H102V196H101ZM104 197H105V196H104ZM108 197H109V196H107V198H108ZM158 197H159V196H158ZM162 197H163V196H162ZM198 197H197V198H198ZM204 197H205V196H204ZM221 197H223V196H221ZM227 197H228V196H227ZM232 197H233V196H232ZM241 197H242V196H241ZM3 198H7V197L5 196V197H3ZM3 198L0 197V199H3ZM11 198H13V196H12ZM18 198H19V196H18ZM18 198H17L16 200H19V201H20V200L22 199V198H21V199H18ZM27 198H28V197H27ZM27 198H25V199L27 200ZM39 198H40V197H39ZM123 198H124V197H123ZM134 198H135V196H134ZM154 198H156V197H154ZM175 198H177V197H175ZM181 198H182V197H181ZM188 198H189V197H188ZM210 198H211V197H210ZM217 198H218V197H217ZM235 198H236V197H235ZM237 198H238V197H237ZM7 199H10V198H7ZM7 199H6V200H7ZM23 199H24V198H23ZM23 199H22V200H23ZM31 199H33V198H31ZM37 199H38V198H37ZM41 199H42V198H41ZM43 199H44V198H43ZM98 199H101V198H98ZM103 199H104V198H103ZM110 199H111V198H110ZM124 199H125V198H124ZM135 199H136V198H135ZM140 199H142V197H140ZM143 199H144V198H143ZM143 199H142V200H143ZM151 199H153V198H151ZM151 199H150V202L152 201ZM159 199H160V198H159ZM169 199H170V198H169ZM185 199H186V198H185ZM211 199H212V198H211ZM219 199H220V198H219ZM242 199H244V197H243ZM242 199H241V200H242ZM6 200L4 199V202H6ZM10 200H11V199H10ZM13 200H14V199H13ZM16 200H15V201H16ZM22 200H21V202H22ZM26 200H25V201L23 200L24 203H22V204H26V203H25ZM29 200H30V199H28V201H29ZM39 200H40V199H39ZM39 200H38V201H39ZM106 200H107V199H106ZM106 200H103V201L106 202ZM108 200H109V199H108ZM115 200H116V199H115ZM156 200H157V198H156ZM163 200H164V199H163ZM200 200H201V199H200ZM202 200H203V199H202ZM209 200H210V199H209ZM216 200H217V199H216ZM221 200H222V199H221ZM223 200H224V199H223ZM229 200H230V199H229ZM7 201H8V200H7ZM15 201H14V204H16ZM19 201H17V205H19V203H18ZM28 201H27V202H28ZM40 201H41V200H40ZM97 201H98V200H97ZM111 201H112V200H110V202H111ZM119 201H120V200H119ZM154 201H155V199H154ZM169 201H170V200H169ZM184 201H185V200H184ZM196 201H197V200H196ZM203 201H204V200H203ZM237 201H238V200H237ZM245 201H247V200H246V197H245L244 202H245ZM248 201H249V199H248ZM0 202H2V200H1ZM10 202H12V201H9V203H10ZM49 202H50V203H49ZM101 202H102V201H101ZM112 202H113V201H112ZM112 202H111V203H112ZM120 202H121V201H120ZM139 202L142 203L141 200H140V201L138 200L136 205H138ZM152 202H153V201H152ZM152 202H151V203H152ZM157 202H158V201H155L154 203H157ZM162 202H163V201H162ZM179 202H180V201H179ZM187 202H188V201H187ZM190 202H191V201H190ZM212 202H213V201H212ZM221 202H223V201H221ZM234 202H235V201H234ZM244 202L242 203L243 205H244ZM2 203H3V202H2ZM7 203H8V202H7ZM28 203H29V202H28ZM96 203H97V202H96ZM98 203H100V201H99ZM103 203H104V202H103ZM111 203H110V204H111ZM113 203H114V202H113ZM115 203H116V205H117V202H115ZM115 203H114V206H115ZM122 203H123V202H122ZM122 203H120V205H122ZM165 203H166V202H165ZM172 203H173V202H172ZM183 203H184V202H182V204H183ZM205 203H206V202H205ZM209 203H210V201H209ZM209 203H208V205H209ZM213 203H214V202H213ZM239 203H240V201H239ZM0 204H1V203H0ZM4 204H5V203L2 204V207H1V208H3ZM22 204L20 203V206H22ZM31 204H32V202H31ZM31 204H30V205H31ZM123 204H124V203H123ZM139 204H140V203H139ZM144 204H145V199H144ZM158 204H159V203H158ZM158 204L156 205V210H157V208L159 207ZM176 204H177V203H176ZM210 204H211V203H210ZM214 204H216V202H215ZM214 204H213V205H214ZM222 204H223V203H222ZM222 204H221V205H222ZM230 204H232V203H230ZM230 204H229V205H230ZM7 205L11 206L12 204H11V203H10V204H5V206H7ZM35 205H36V207H40V206H42V205H40V204H35ZM37 205H39V206H37ZM45 205H47V204H45ZM49 205H47V206H48V207H51V206H49ZM106 205H107V202H106L105 206H106ZM120 205H119V207H120ZM124 205H127V204L125 203ZM129 205H130V204H129ZM140 205H141L140 207H143L142 204H140ZM146 205H147V204H146ZM146 205H145V206H146ZM153 205L155 206V204L152 203V206H153ZM192 205H193V204H192ZM194 205H195V204H194ZM221 205H220V207H221ZM225 205H226V204H225ZM237 205H238V204H237ZM5 206H4V207H5ZM23 206H24V205H23ZM23 206H22V210H23V208H24ZM103 206H104V204H103ZM122 206H123V205H122ZM122 206H121V207H122ZM127 206H128V205H127ZM127 206H126V207H127ZM162 206H163V204H162ZM164 206H165V205H164ZM167 206H168V204H167ZM175 206H176V205H175ZM175 206L173 205V207H175ZM178 206H179V205H178ZM185 206H186V205H185ZM216 206H217V205H216ZM226 206H227V205H226ZM239 206H240V205H239ZM13 207H14V205H13ZM16 207H17V206H16ZM18 207H19V206H18ZM33 207H34V204H33ZM33 207H31V208H33ZM36 207H34V208H36ZM55 207H54V208H55ZM57 207H56V208H57ZM115 207H116V206H115ZM117 207H118V206H117ZM130 207H131V206H130ZM146 207H148V205H147ZM146 207H145V208H146ZM150 207H151V205H150ZM180 207L182 208V206H180ZM205 207H208V208H209V206H206V204H205ZM224 207H225V206H224ZM6 208H7V207H6ZM111 208H112V207H111ZM128 208H129V207H128ZM135 208H136V207H135ZM152 208H153V207H152ZM154 208H155V207H154ZM159 208H160V207H159ZM162 208H163V207H162ZM186 208H187V207H186ZM186 208H185V209H186ZM201 208H202V207H201ZM8 209H9V208H8ZM8 209H5L6 212H7V211L10 212V210H12L11 208H10L9 210H8ZM14 209H15V208H14ZM20 209H21V207H20ZM24 209H25V208H24ZM44 209H45V206H44ZM46 209H47V208H46ZM101 209H104V207H103V208L101 207ZM109 209H110V208L107 209V206L105 207L106 212H107V210H109ZM123 209H125V208L122 207V210H123ZM130 209H131V211H132V207H131ZM130 209H128V210H130ZM136 209H137V208H136ZM140 209H141V208H140ZM142 209H143V208H142ZM149 209H150V208H149ZM160 209H161V208H160ZM160 209H159V211H160ZM167 209H168V208H167ZM177 209H178V208H177ZM211 209H214V208H211ZM225 209H226V208H225ZM0 210H1V209H0ZM16 210H17V209H16ZM18 210H19V208H18ZM18 210H17V211H18ZM29 210H31V209H29ZM32 210H33V209H32ZM39 210H40V208H39L37 211H39ZM49 210H50V208H49ZM51 210H52L51 212H53V214L56 215V214L54 213V212H55L54 209L51 208ZM56 210H57V209H56ZM59 210H57V211H59ZM105 210H104V212H105ZM111 210H112V209H111ZM116 210H117V209H116ZM128 210H124V211H127L126 213H128ZM133 210H134V209H133ZM144 210H145V209H144ZM154 210H155V209H154ZM156 210H155V211H156ZM162 210H163V209H162ZM162 210H161V211H162ZM164 210H165V209H164ZM200 210H201V209H200ZM202 210H203V209H202ZM3 211H4V208H3ZM12 211L14 212V210H12ZM45 211H46V210H45ZM47 211H48V209H47ZM88 211H89V210H88ZM112 211H113V210H112ZM112 211H111V212H112ZM135 211H136V210H135ZM135 211H134V212H135ZM141 211H142V210H141ZM146 211H147V210H145V214H148V213H146ZM149 211H151V210H149ZM149 211H148V212H149ZM155 211H154V212H155ZM159 211H158L157 213H159ZM175 211H176V210H175ZM187 211H188V210H187ZM219 211H220V209H219ZM219 211H218V212H219ZM6 212L4 211L3 213H6ZM9 212H7V214H4L3 217H5V215H6V217L9 218L7 215H10V214L12 215V212H11V213H9ZM23 212H25V210L21 212L22 214H25L27 211H26L25 213H23ZM29 212H30V211H29ZM33 212L35 213V211H33ZM43 212H44V211H43ZM49 212H50V211H49ZM51 212H50V213H51ZM60 212H59V213L57 212V213L60 214ZM94 212H93V213H94ZM106 212H105V213H106ZM109 212H110V211H109ZM111 212H110V214L113 213V212H112V213H111ZM142 212H143V211H142ZM151 212H152V211H151ZM179 212H180V211H179ZM188 212H189V211H188ZM218 212H217V213H218ZM220 212H222V211H220ZM1 213H2V212H1ZM1 213H0V214H1ZM3 213H2V214H3ZM16 213H17V212H16ZM19 213H20V211H19ZM27 213H28V212H27ZM27 213H26V215H27ZM34 213H33V214H34ZM40 213H41V212H40ZM45 213L48 214L47 212H45ZM105 213H104V214H105ZM114 213H115V212H114ZM136 213H137V212H136ZM157 213H155L154 215L156 216ZM176 213H177V212H176ZM183 213H184V212H183ZM207 213H208V212H207ZM41 214H43V213H41ZM91 214L89 215V218H90V219H91V217H90ZM96 214H95V215H96ZM108 214H109V213H108ZM134 214H135V213H134ZM151 214H152V213H151ZM169 214H170V213H169ZM203 214H204V213H203ZM11 215H10V216H11ZM15 215H16V214H15ZM18 215H20V214H18ZM38 215H39V213H38ZM43 215H44V217L46 218L45 214H43ZM43 215H42V217H41V215H40L39 217H41V219H43ZM49 215H51V214H49ZM85 215H86L87 218H85ZM101 215H100V216H101ZM105 215H106V214H105ZM105 215H104V216H105ZM128 215H129V214H128ZM130 215H133V214H130ZM136 215H140V214L137 213ZM152 215H153V214H152ZM154 215H153V216H154ZM158 215H159V214H158ZM21 216H22V215H21ZM21 216H20V217H21ZM24 216H25V215H24ZM33 216H35V217H33ZM93 216H94V215H93ZM96 216H97V215H96ZM100 216H97L96 218L98 219V217H100ZM113 216H114V215H113ZM116 216H118V215H116ZM133 216H134V215H133ZM140 216H142V215H140ZM147 216H148V215H147ZM203 216H204V215H203ZM0 217H1L0 220H2V216H0ZM6 217H5V221L7 220ZM12 217H13V216H12ZM28 217H29V218H31V217L34 218V219H32V220H34V223H32L33 226H34V224H37V222L35 223V220L38 221V219H36V218H37L36 215H32V216H28ZM28 217H27V218L25 217L24 219H25V220L27 219V221H28V219H29ZM48 217H49V216H48ZM108 217H110V216H108ZM111 217H112V216H111ZM122 217H123V216H122ZM129 217H130V216H129ZM131 217H132V216H131ZM143 217H144V219H142ZM143 217H141V219H142V220H145V216H143ZM158 217H159V216H158ZM162 217H163V216H162ZM168 217H169V216H168ZM197 217H198V216H197ZM200 217H201V216H200ZM211 217H212V216H211ZM222 217H223V216H222ZM14 218H15V216H14ZM14 218H13V219H14ZM16 218H17V217H16ZM22 218H23V216L21 217V219H22ZM45 218H44V220H45ZM52 218H53V217H52ZM54 218L56 219V217H54ZM96 218H94V219L97 220ZM112 218H115V216L112 217ZM127 218H128V217H127ZM132 218H134V217H132ZM137 218H138V216H137ZM146 218L149 219V217H146ZM153 218H155V217H153ZM156 218H157V216H156ZM176 218H177V217H176ZM185 218H186V217H185ZM187 218H188V217H187ZM9 219H11V218H9ZM17 219H19V216H18ZM21 219H19V223H20V222L23 223V222H22L23 220H21ZM41 219H40V220H41ZM100 219L105 220V218L103 219V217H100ZM106 219H107V217H106ZM108 219H109V218H108ZM108 219H107V221H109ZM110 219H111V218H110ZM134 219H135V218H134ZM189 219H190V218H189ZM14 220H15V219H14ZM40 220L38 221V222H39L38 224H41V223H40ZM46 220H47V219H46ZM46 220H45V222H47ZM52 220H53V219H51V222H52ZM88 220H89V219H88ZM95 220H92V222L95 221ZM102 220H101V221H102ZM111 220H112V219H111ZM111 220H110V223H111ZM119 220H120V219H119ZM119 220H118V221H119ZM128 220H130V218H128ZM138 220H139V219H138ZM142 220H140L139 222H141ZM149 220H150V219H149ZM185 220H186V219H185ZM205 220H206V219H205ZM215 220H216V219H215ZM215 220H214V221H215ZM217 220H218V219H217ZM3 221H4V219H3ZM3 221H2V222H3ZM11 221H12V220H11ZM15 221L17 222V220H15ZM53 221H55V220H53ZM113 221H114V220H113ZM115 221L117 222V219H116ZM115 221H114V223H115ZM136 221H137V219H136ZM182 221H183V220H181L180 222H182ZM198 221H199V219H198ZM235 221H236V220H235ZM7 222H9V225H10V223H11L10 220L7 221ZM13 222H14V221H13ZM24 222H25V221H24ZM28 222L31 223L30 221H28ZM42 222H43V221H42ZM45 222H44V223H45ZM49 222H50V221H49ZM49 222H48L47 224H49ZM51 222H50V223H51ZM55 222H58V220L55 221ZM96 222H97V221H95V223H96ZM99 222H100V220H99ZM99 222H98V223H99ZM119 222H120V221H119ZM119 222H118V223H119ZM122 222H123V221H122ZM127 222H128V221H127ZM132 222H133V221H132ZM152 222H153V221H152ZM170 222H171V221H170ZM186 222H187V221H186ZM196 222H197V220H196ZM203 222H205V221H203ZM240 222H241V221H240ZM263 222H264V221H263ZM4 223H6V222H4ZM4 223H3V224H4ZM21 223H20V224H21ZM44 223H42L43 226L45 225ZM52 223H54V222H52ZM52 223H51V224H52ZM63 223H62V224H63ZM90 223H91V221H90ZM98 223H97V224H98ZM105 223H106V222H105ZM110 223H109V224H110ZM112 223H113V222H112ZM112 223H111V224H112ZM129 223H131V222H129ZM137 223H138V222H137ZM144 223H145V222H144ZM163 223H164V222H163ZM166 223H167V222H166ZM194 223H195V222H194ZM200 223H201V222H200ZM223 223H224V222H223ZM237 223H238V222H237ZM0 224H1V223H0ZM7 224H8V223H7ZM7 224H6V225H7ZM13 224H14V225H12V224H11V225H12V226H16L15 223H13ZM20 224H19V225H20ZM25 224L28 225V223H25ZM47 224H46V225H47ZM54 224L56 225V223H54ZM54 224H53V225H54ZM100 224H101V223H100ZM111 224H110V225H111ZM135 224H136V222H135ZM146 224H147V223H146ZM170 224H171V223H170ZM188 224H190V223H188ZM197 224L199 225V223H197ZM261 224H262V223H261ZM6 225H5V228H6ZM17 225H18V223H17ZM27 225H26V226H27ZM29 225H30V224H29ZM29 225H28V226H29ZM57 225L59 226L60 224H57ZM65 225H64V226H65ZM89 225H90V224H89ZM93 225H94V224H93ZM93 225H92V226H93ZM105 225L107 226V224H105ZM137 225H138V224H137ZM149 225H150V224H149ZM168 225H169V224H168ZM168 225H167V226H168ZM211 225H212V224H211ZM234 225H235V224H234ZM3 226H4V225H3ZM12 226H9V227H11V228H9L11 232H12L13 230L15 231V229H14L15 227L12 229ZM22 226H23V225H22ZM30 226H31V225H30ZM30 226H29L28 228H31ZM97 226H98V225H97ZM100 226H101V225H100ZM102 226H103V225H102ZM102 226H101V227H102ZM108 226H109V225H108ZM108 226H107V227H108ZM115 226H116V225H115ZM135 226H136V225H135ZM141 226H143V225L141 224ZM151 226H152V225H151ZM182 226L185 227L184 223H183ZM236 226H237V225H236ZM236 226H234V227H236ZM18 227H20V226H18ZM24 227H25V225H24ZM24 227H23V231H24ZM35 227H36V225H35ZM35 227H33L32 230H37V228L34 229ZM50 227H53V226H50ZM61 227H62V226H61ZM93 227H94V226H93ZM107 227H105L104 229L107 230ZM117 227H118V225L116 226V229H117ZM122 227H123V226H122ZM128 227L130 228L129 225H128ZM170 227H171V226H170ZM177 227H178V226H177ZM239 227H240V226H239ZM258 227H259V226H258ZM1 228H2V227H1ZM1 228H0V230H1ZM39 228L41 229V227H39ZM39 228H38L37 232L39 231ZM45 228H46V226H45ZM45 228H44V229H45ZM48 228H49V227H47V229H48ZM63 228L66 229L65 227H63ZM63 228H61V229L63 230ZM114 228H115V227H114ZM114 228H113V227H112V228L110 227V229H112V230H113ZM126 228H127V227H126ZM152 228H153V227H152ZM152 228H151V229H152ZM181 228H182V227H181ZM191 228H192V227H191ZM193 228H194V227H193ZM236 228H237V227H236ZM7 229H8V228H7ZM7 229L5 230V232H3L4 229L1 230L2 233H6V232H8L9 230L7 231ZM17 229H20V228H17ZM17 229H16V230H17ZM25 229L27 230V228H25ZM42 229H43V228H42ZM42 229H41L40 233L42 232ZM44 229H43V230H44ZM50 229H51V228H50ZM58 229H59V227H58ZM61 229H60V231H61ZM99 229H100V228H99ZM104 229H101V230H104ZM110 229H109V227H108V230H109V231H110ZM139 229H140V228H139ZM149 229H150V227H149ZM164 229H165V228H164ZM187 229H188V228H187ZM194 229H195V228H194ZM221 229H222V228H221ZM256 229H257V228H256ZM29 230H30V229H29ZM29 230H28V231H29ZM53 230H54V229H53ZM53 230H52V232H53ZM108 230H107V231H108ZM112 230H111V231H112ZM114 230H115V229H114ZM114 230H113V232H115ZM121 230H122V229H121ZM121 230H120V231H121ZM130 230H131V229H130ZM130 230H129V231H130ZM132 230H133V229H132ZM137 230H138V228H137ZM155 230H156V229H155ZM157 230H158V229H157ZM157 230H156V231H157ZM169 230H170V229H169ZM172 230H173V229H172ZM180 230H181V229H180ZM182 230H183V229H182ZM199 230H201V229H199ZM237 230H238V228H237ZM237 230H236V232H237ZM14 231H13V232H14ZM18 231H19V233H20L22 230H21V231L18 230ZM23 231H22V232H23ZM28 231L26 232L27 234H29ZM30 231H31V230H30ZM46 231H47V230H46ZM49 231H51V230H49ZM49 231H48V232H49ZM63 231H64V230H63ZM65 231H67V230H65ZM65 231H64V233H65ZM69 231H67V232H69ZM104 231H105V230H104ZM111 231H110V232H111ZM116 231H118V230H116ZM124 231H125V230H122V232H124ZM156 231H155V232H156ZM161 231H162V229H161ZM184 231H185V230H184ZM188 231H189V230H188ZM191 231H192V229H191ZM263 231H264V230H263ZM35 232H36V231H35ZM43 232H44V231H43ZM43 232H42V233H43ZM57 232H58V233H61V232H59V231H57ZM70 232H69V233H70ZM96 232H97V231H96ZM130 232H131V231H130ZM148 232H149V231H148ZM194 232H195V231H194ZM221 232H222V231H221ZM223 232H224V230H223ZM223 232H222V233H223ZM8 233H9V232H8ZM44 233H46V232H44ZM44 233H43V234H44ZM55 233H56V232H55ZM55 233H52V235L50 234V235L53 237V238L51 239V240H52V243H53V244L51 243V245H52L51 248L53 249L54 252H53V251H50L49 254L52 253V252H53L54 254L56 253V255H57V258H56V259H58L57 261L59 262V264H69L70 262H72V259H73V261H74L76 258H75V257H74L75 259L73 258L72 254H71V253H72L71 251H70L71 253H67V252H66V249H67V248L65 249V247H64V242H65V243H68V242H66V241H64V242H59L60 240L57 241L56 238H58L59 235L57 234L58 236L55 238V236L53 235V234H55ZM71 233H70V234H71ZM97 233H98V232H97ZM103 233H104V232H103ZM106 233H107V232H106ZM108 233H109V232H108ZM119 233H120V232H119ZM124 233H125L126 235L124 236V234H123V235H122V236H124L123 238H125V237L127 236V233H129V232L126 233V231H125ZM145 233H146V232H145ZM151 233H152V232H151ZM153 233H154V232H153ZM161 233H162V232H161ZM167 233H168V232H167ZM182 233H183V232H182ZM196 233H198V232L196 231ZM214 233H215V232H214ZM238 233H239V232H238ZM261 233H262V232H261ZM0 234H1V233H0ZM9 234H12V233H9ZM9 234H8V235H9ZM20 234H21V238H22L23 240H27V239L30 237V236H29L30 234H29V235L26 237V238H27V239H26V238H25V235H26L25 232H24V233H20ZM23 234H24V235H23ZM31 234H32V237H33V235H34V237H35V234H34V233H31ZM37 234H38V233H37ZM62 234H63V232H62ZM65 234H66V233H65ZM65 234H63V235L65 236ZM111 234L114 235V236H116L114 233H111ZM120 234H121V233H120ZM120 234H119V235H120ZM142 234H143V231H142ZM156 234H157V232H156ZM165 234H166V233H165ZM193 234H194V233H193ZM225 234H226V233H225ZM253 234H254V233H253ZM1 235H2V234H1ZM1 235H0V264H25V263H23V262H26L25 258L28 260V258L30 259V256H32V258H33L32 260H36V261H34V263L36 262V264H37V263H38L37 261H39L40 259L44 260V259L48 256V255H47V256L44 257V259H43L42 256L40 255L41 258H40L39 260H37V259H36V258H37L36 256H37L39 250H38V251H35V252H37V254H36L35 252L32 251L33 254L35 253L36 256H34V255H30L28 258H27V257L24 258V257H22V256H19V257L24 258V259H23L24 261H23V260L21 261L22 258L20 259V258L18 257L19 254L17 255V252H16L17 250H15L14 245L12 244L13 242H11V241H13V240H12V239L10 240V238H12V237H9V236L6 234V235L8 236V238H9V239H8V238H6V237H3L4 234H3L2 236H1ZM13 235H14V234H13ZM41 235H42V234H41ZM44 235H45V234H44ZM55 235H56V234H55ZM63 235H62V236H63ZM66 235H68V234H66ZM129 235H130V234H129ZM129 235H128V236H129ZM152 235H153V234H152ZM158 235H159V234H158ZM161 235H162V234H161ZM161 235H160V236H161ZM171 235H172V234H171ZM173 235H174V234H173ZM173 235H172V236H173ZM184 235H185V234H184ZM187 235H188V234H187ZM240 235H241V234H240ZM240 235H238V236H239V239H240ZM244 235H246V234H244ZM11 236H12V235H11ZM16 236H17V238L20 237V236L17 235V233H16V235H15L14 237H16ZM97 236H98V235H97ZM114 236H113V237H114ZM117 236H118V235H117ZM128 236H127V238H128ZM131 236H132V235H131ZM160 236H157V237H160ZM176 236H177V235H176ZM198 236H199V235H198ZM223 236H224V234H223ZM40 237H41V236H40ZM40 237H39V238H40ZM95 237H96V235H95ZM120 237H121V235H120ZM143 237H144V236H143ZM167 237H168V236H167ZM183 237H184V236H183ZM190 237H191V236H190ZM243 237H244V236H243ZM246 237H247V236H246ZM255 237H256V236H255ZM43 238H44V239H43ZM62 238H63V237H62ZM66 238H68V236H66ZM99 238H100V237H99ZM106 238H107V237H106ZM110 238H108V239H110ZM115 238H116V237H115ZM127 238L124 239V240H126V241H124V242H127V241L130 242V240H128ZM130 238H131V237H129V239H130ZM136 238H138V237H136ZM147 238H148V237H147ZM161 238H162V237H161ZM185 238H186V237H185ZM197 238H199V237H197ZM212 238H213V237H212ZM212 238H211V239H212ZM225 238H226V237H225ZM228 238H229V237H228ZM252 238H253V237H252ZM260 238H261V237H260ZM19 239H20V238H19ZM29 239H30V238H29ZM29 239H28V240H29ZM33 239H34V238H33ZM35 239H36V238H35ZM42 239L45 240L46 237L42 236ZM47 239H48V238H47ZM59 239H61V237H60ZM156 239H157V238H156ZM158 239H160V238H158ZM158 239H157V240H158ZM168 239H169V238H168ZM168 239H167V240H168ZM172 239H173V238H172ZM176 239H178V238H176ZM205 239H206V238H205ZM211 239H210V241H212ZM216 239H217V238H216ZM220 239H221V237H220ZM237 239H238V238H237ZM23 240H22V241H23ZM31 240H32V238H31ZM31 240H29V241H31ZM39 240H40V239H39ZM43 240H40L39 242H41V241H43ZM49 240H50V239H49ZM49 240H48V241H49ZM78 240H79V241H78ZM97 240H100V239H97ZM147 240H148V239H146V241H147ZM173 240H174V239H173ZM208 240H209V239H208ZM241 240H242V239H241ZM249 240H250V239H249ZM263 240H264V239H263ZM20 241H21V240H20ZM29 241H27V242H29ZM61 241H63V239H62ZM68 241H70L69 238H68ZM103 241H104V240H103ZM115 241L113 242V244L115 243ZM132 241H133V240H132ZM132 241H131V242H132ZM135 241H136V240H135ZM143 241H144V239H143ZM159 241H161V240H159ZM171 241H172V240H171ZM35 242H38V241L35 240L34 243H35ZM39 242H38V245H40ZM46 242H47V241L45 240V243H46ZM50 242H51V241H50ZM71 242H72V241H71ZM71 242H70V243H71ZM106 242H108V241H106ZM169 242H170V241H169ZM204 242H205V240H204ZM19 243H20V242H19ZM31 243H32V242H31ZM41 243H42V242H41ZM43 243H44V241H43ZM43 243H42V244H43ZM45 243H44V244H45ZM62 243H63V244H62ZM102 243H104V244H102ZM118 243H119V241H117L116 244H118ZM135 243H136V242H135ZM159 243H160V242H159ZM260 243H261V241H260ZM16 244H17V243H15V246H16ZM20 244H21V243H20ZM25 244H26V243L23 242V246H24ZM28 244H29V243H28ZM28 244L26 245L27 248H26V246H25V248H23V249H27V250H28V249H29V248H28L29 246H30V248H32V246L34 247V245L31 246L30 244H29V245H28ZM49 244H50V243H49ZM122 244H123V242H122ZM128 244H129V243H128ZM132 244H133V242H132ZM149 244H150V243H149ZM149 244L147 245L148 247L150 246ZM152 244H153V243H152ZM152 244H151V245H152ZM155 244H156V243H155ZM157 244H158V243H157ZM157 244H156V245H157ZM160 244H161V243H160ZM175 244H176V243H175ZM180 244H181V243H180ZM232 244H233V243H232ZM38 245H37V246H38ZM51 245H49V246H51ZM65 245H66V244H65ZM67 245H68V244H67ZM139 245H140V244H139ZM141 245H142V244H141ZM169 245H170V244H169ZM209 245H210V244H209ZM257 245H258L257 247H259V244H257ZM260 245H262V244H260ZM17 246H18V245H17ZM17 246H16V247H17ZM21 246H22V244H21ZM40 246H41V245H40ZM42 246H44V245H42ZM42 246H41V247H42ZM70 246H69V247H70ZM118 246H120V244H119ZM121 246H122V245H121ZM147 246H146V247H147ZM159 246H160V245H159ZM175 246H176V245H175ZM180 246H181V245H180ZM210 246H211V245H210ZM222 246H223V244H222ZM242 246H243V245H242ZM35 247H36V246H35ZM35 247H34V248H35ZM110 247L114 248V245L112 246V244H110ZM153 247L155 248V246H153ZM164 247H166V246H164ZM183 247H185V246H183ZM211 247H212V246H211ZM262 247H263V246H262ZM18 248H19V246H18ZM18 248H17V249H18ZM37 248H38V247H37ZM37 248H36V249H37ZM39 248H40V247H39ZM39 248H38V249H39ZM43 248L46 249V247H43ZM116 248H118V247H116ZM123 248H124V247H122V249H123ZM126 248H127V247H126ZM129 248H130V247H129ZM134 248H136V246L133 247V249H134ZM142 248H144V247H142ZM185 248H186V247H185ZM185 248H184V249H185ZM189 248H190V247H189ZM220 248H221V247H220ZM226 248H227V247H226ZM236 248H237V247H236ZM72 249H71V250H72ZM114 249H115V248H114ZM119 249H121V248H119ZM124 249H125V248H124ZM139 249H140V248H139ZM169 249H170V248H169ZM176 249H177V248H176ZM184 249H182V250H184ZM209 249H210V248H209ZM237 249H238V248H237ZM250 249H251V248H250ZM18 250H19V249H18ZM27 250H25V251H27ZM31 250H32V249H31ZM43 250H44V249H43ZM50 250H51V249H50ZM111 250H112V249H111ZM126 250H127V249H126ZM126 250H125V251H126ZM136 250H137V248H136ZM136 250H135V251H136ZM143 250H144V249H143ZM146 250H147V249H146ZM151 250H152V249H151ZM159 250H160V249H159ZM164 250H165V249H164ZM211 250H212V249H211ZM216 250H217V249H216ZM224 250H226V249H224ZM232 250H233V249H232ZM258 250H259V249H258ZM20 251H21V250H20ZM46 251H47V250H46ZM48 251H49V250H48ZM109 251H110V250H109ZM113 251H114V250H113ZM113 251H110V252L112 253ZM123 251H124V250H123ZM123 251L120 250V252H121L120 254H122ZM128 251H129V250H128ZM135 251H134V252H135ZM153 251H154V250H153ZM153 251H152V252H153ZM229 251H230V250H229ZM229 251H228V252H229ZM233 251H234V250H233ZM255 251H256V250H255ZM255 251H254V252H255ZM18 252H19V251H18ZM23 252H24V251H22V253H23ZM68 252H69V249H68ZM115 252H117V251L115 250L113 253H115ZM131 252H132V250H131ZM131 252L129 251V252H127V253L130 254ZM136 252H138V254H140V253H139V250L136 251ZM140 252L143 254L145 251L142 252V251L140 250ZM152 252H151V254H152ZM157 252H158V251H157ZM179 252H180V251H179ZM188 252H189V251H188ZM197 252H198V251H197ZM212 252H213V251H212ZM240 252H241V251H240ZM240 252H239V253H240ZM257 252H259V251H257ZM27 253H28V251H27ZM27 253H24V254H27ZM30 253H31V252H30ZM30 253H29V254H30ZM39 253H40V252H39ZM46 253H47V252H46ZM53 253H52V254H53ZM117 253H118V252H117ZM124 253H126V252H124ZM132 253H133V252H132ZM132 253H131V254H132ZM155 253H156V252H155ZM165 253H166V252H165ZM172 253H173V251H172ZM190 253H191V250H190ZM242 253H243V252H242ZM29 254H28V255H29ZM52 254H51V256H52ZM115 254H116V253H115ZM115 254H114V256H115ZM131 254H130V255H131ZM144 254H145V256H143V255L140 254L141 257H142V256H143V258L146 257V255H147L148 253L146 254V252H145ZM149 254H150V253H149ZM197 254H199V253H197ZM227 254H228V253H227ZM231 254H232V253H231ZM237 254H238V253H237ZM262 254H263V253H262ZM118 255H119V253L117 254V257H118L117 260L119 259V256H118ZM132 255H133V254H132ZM132 255H131V256H132ZM140 255H137V256H136V254H135V257H136V258L134 257V258L137 260V258H138V256H139V263H140V261H141V259H140ZM156 255H157V254H156ZM167 255H168V254H167ZM177 255H178V254H177ZM207 255H208V254H207ZM235 255H236V254H235ZM242 255H243V254H242ZM245 255H246V254H245ZM247 255H248V254H247ZM247 255H246V256H247ZM260 255H261V254H260ZM263 255H264V254H263ZM23 256H24V255H23ZM25 256H26V255H25ZM33 256H34V257H33ZM38 256H39V255H38ZM43 256H44V255H43ZM51 256H50V258H51ZM123 256H125V255H123ZM127 256H129V255H127ZM133 256H134V255H133ZM148 256H149V255H148ZM148 256H147V257H148ZM154 256H155V255H154ZM159 256H160V254H159ZM163 256H164V255H163ZM169 256H170V255H169ZM169 256H167V257H169ZM174 256H176V255H174ZM238 256H239V254H238ZM54 257H55V256H54ZM54 257L52 258V260L54 259ZM120 257H121V255H120ZM147 257H146L145 259H147ZM167 257H166V258H167ZM171 257H172V255H171ZM177 257H178V256H177ZM194 257H195V256H194ZM203 257H204V256H203ZM207 257H208V256H207ZM229 257H230V256H229ZM247 257H249V256H247ZM250 257H251V256H250ZM259 257H260V256H259ZM34 258H35V259H34ZM115 258H116V256H115ZM123 258H124V257H123ZM126 258H127V257H126ZM128 258H130V257H128ZM131 258H132V257H131ZM134 258H132V259H134ZM143 258H142V259H143ZM148 258H149V257H148ZM150 258H151V257H150ZM150 258H149V259H150ZM185 258H186V257H185ZM198 258H199V256H198ZM238 258H239V257H238ZM121 259H122V258H121ZM145 259H143V260L145 261ZM160 259H161V258H160ZM162 259H163V258H162ZM171 259H172V258H171ZM186 259H187V258H186ZM217 259H218V258H217ZM246 259H247V258H246ZM249 259H250V258H249ZM47 260L50 262L49 258H48ZM47 260H46V262H47ZM77 260H78V259H77ZM77 260H75V261L78 263V261L80 260V258H79L78 261H77ZM82 260H81V261H82ZM119 260H120V259H119ZM119 260H118V261H119ZM123 260L125 261V259H123ZM123 260H122V261H123ZM127 260H128V259H127ZM130 260H131V259H130ZM150 260H151V259H150ZM157 260H158V259H157ZM157 260H156L155 262H157ZM163 260H165V258H164ZM168 260H169V259H168ZM213 260H214V259H213ZM230 260H233V259H230ZM252 260H253V259H252ZM28 261H31V260H28ZM54 261H55V260H53V262H54ZM118 261H117V262H118ZM124 261H123V264H125ZM134 261H135V260H134ZM196 261H197V260H196ZM222 261H223V260H222ZM233 261H234V260H233ZM257 261H258V260H257ZM31 262H33V261H31ZM42 262H43V261H42ZM49 262H48V263H49ZM76 262H74V263H76ZM128 262H129V260H128ZM130 262H131V261H130ZM130 262H129V264H130ZM142 262H143V261H141V263H142ZM147 262H148V261H146V263H147ZM149 262H150V261H149ZM153 262H154V261H153ZM153 262H152V264H153ZM159 262H160V261H159ZM174 262H175V261H174ZM185 262H186V261H185ZM208 262H210V261H208ZM226 262H227V261H226ZM236 262H238V260H236ZM241 262H242V261H241ZM241 262H240V263H241ZM248 262H249V261H248ZM253 262H254V260H253ZM34 263H33V264H34ZM74 263H73V264H74ZM119 263H121V261L118 262V264H119ZM133 263H134V262H133ZM133 263H132V264H133ZM135 263L137 264L138 262L136 261ZM139 263H138V264H139ZM141 263H140V264H141ZM144 263H145V262H144ZM144 263H143V264H144ZM161 263H163V262H161ZM199 263H200V262H199ZM210 263H211V262H210ZM214 263H215V262H214ZM214 263H213V264H214ZM255 263H256V262H255ZM26 264H27V263H26ZM28 264H29V262H28ZM31 264H32V263H31ZM40 264H41V263H40ZM42 264H43V263H42ZM44 264H46V263H44ZM49 264H50V263H49ZM55 264H57V263H55ZM127 264H128V263H127ZM150 264H151V262H150ZM182 264H183V263H182ZM188 264H189V263H188ZM197 264H198V263H197ZM224 264H225V263H224ZM231 264H232V262H231ZM234 264H235V263H234ZM244 264H245V263H244Z\"/></svg>","mask_w":264,"mask_h":264}]
</instances>
